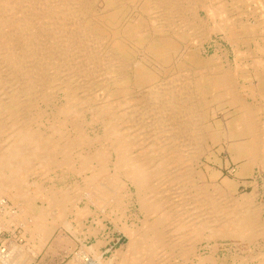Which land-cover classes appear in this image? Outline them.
<instances>
[{
  "label": "rangeland",
  "instance_id": "374dc122",
  "mask_svg": "<svg viewBox=\"0 0 264 264\" xmlns=\"http://www.w3.org/2000/svg\"><path fill=\"white\" fill-rule=\"evenodd\" d=\"M1 1V3H0V6H1V8H0V24L1 25H3L2 24V21L3 20H1V18L3 19L4 18V16L7 14V17L5 16V18L4 19H6V20H16L18 17L21 19H19V20H16V21H18V24L21 26V24H24V20H22L23 18H24V16L25 15H23V14H26V13H20L19 11H16L17 9L19 10V8H21L22 6H20L19 4H23L24 6V8H23V12H28L26 15H28L29 13L32 15V14H35V13H33L32 12V10H33V8L35 7V6H37L38 4H37V2H39V0H37V2L35 1V0H27L25 3H22V0H15V1H13V0H0ZM13 1V2H12ZM18 1V2H17ZM19 1H21V2H19ZM32 1V2H31ZM53 1H55V0H53ZM51 2L50 0H47L46 2H48V4H46V5H56V4H59V0H56L57 2ZM97 1V2H96ZM111 0H89L88 2H85V4L87 5H84L83 6V8H84V10H83V12H81V13H78V15L77 16H75L76 15V13L73 15V16H75V17H77V20H76V18H75V21L73 22V18L74 17H71L72 18V20H71V23H73V24H71V25H57V24H59L60 23V19H58V17H59V15L57 14V13H55L54 15H55V18L58 20V21H56V19L55 18H53L54 17V15L52 14L51 16H50V19L49 18H47L46 20H45V22H44V24H43V22H41L42 20L40 19V16L39 15H35V17H33L32 18V16L29 14V17H30V20H31V23H30V25H29V28H30V30L28 31L27 29H25L24 31H22V29H21V33H20V30L17 32V31H15V34L16 33H20L22 36H23V33H27V34H25V36L26 35H29V36H27V37H22L20 34L18 35H15L14 37H15V40H14V42H12L13 44V46L14 47H12V46H10L11 48H13L14 49V51H13V49H12V52L11 51H9L10 49H9V47L8 46H5L4 44H0V77L1 76H5V77H1V79H0V110H2V111H0V113H1V115H0V131L1 130H3L0 134V137L2 138L3 136V138L1 139L0 138V157L2 156V154H4L5 153V151L7 150V148H8V146L13 142V140H14V138H12V135H13V137L17 134V132H18V130L16 129V125H14V123H12L11 122V120H10V118H9V116H8V114H10L9 113V111H6V113H5V107H7V106H9L10 107V111H18V106L20 107V110L22 111L23 110V112L21 113V118H23L21 121L23 122V123H28V125H30L29 127L31 128V129H34V130H37V131H39V132H45L46 130H47V128H51V126H54V124L58 121V124H60V123H62V125L61 126H59L60 127V131H59V133L60 132H63L64 134H67V135H69V134H71L72 132V130H71V128L72 127H70V126H72V124L74 123V122H76V123H78V124H80L81 126H82V128L81 129H83V130H81V132L83 133V134H85L86 136H87V138H89V139H95V138H98L97 136H99V138H100V140H105L104 138V132L103 131H105V129H106V127H110L112 124H110V122H109V119H122V120H120L119 122L120 123H123V125L122 126H124V127H121V129L123 128V130L124 129H127L128 127H130L127 131H126V133L128 134L129 133V135H130V142L133 140V142H135V140L137 139V138H139V140L137 141L136 140V142L139 144H137V146H135V149L133 150V152H132V156L131 157H136L137 155H139L138 157L140 158L141 157V159H143V158H145V157H148V156H150V153H152L153 154V151H155L156 149H157V147L159 146V145H162V139H163V141H165V142H169V137H167V135H170L171 134V132H168V134L167 135H163V134H160V131H159V129L156 127V124L157 123H155L156 121H157V117L152 113V114H147V112L145 111V110H143V109H145V108H147L146 106H145V108H144V106H143V103H144V99L143 98H148L149 96H150V94L154 91V88L153 87H156L157 85L158 86H161V85H165V87L163 86L162 88L164 89H170L171 91H172V93H173V95L174 96H176V97H178V99L179 100H181V103L182 104H180V101H179V105H180V107L182 106L183 107V109H185L184 110V115H185V117H184V119H182L181 117H177L178 115L176 114L175 115V113L173 114V113H171V112H168L166 115H168V116H166L167 118H168V121L166 122L169 126H168V129L169 130H171V128H172V126H171V124H173L174 123V120H175V118L174 117H176L177 119H176V123H179L180 122V120L181 121H183V122H185L184 124L182 123H180L181 125L179 126V128H180V131L184 134L183 136H180V134L182 135V133L180 132V133H177L178 132V129L176 130V128H175V126L172 128L173 129V131H174V134H176L175 136H177V135H179L178 136V138H184L183 140L182 139H178L177 141H175L176 142V144L178 145V146H180V144L182 145L181 147H183V148H185L188 144H189V142L187 141V140H190V142H191V144H190V147L189 148H186V150H187V152L189 153V154H192V153H194L193 155H195V157H198L197 158V162H198V164L199 165H201V163H202V167L203 166H206V168H207V172L209 173V175L207 174L206 176V179H207V181H208V184H210V186H211V188H214V187H216L217 188V186H221V183H226V187L224 188L225 189V194H220V196H219V194H217L216 192H213L212 191V189H211V196H213V197H215V199L217 200H221V198L223 199L224 197H225V199H226V201L228 202H230L231 201V199L232 198H238L239 199V197L240 198H242V197H244V196H249L250 194L249 193H252L251 194V196L254 198V201H255V204H257V207L258 206H260V208L261 209H263L264 207H262L263 205H264V173H262V172H264V169H262L261 167L259 168V165H260V163H258L259 165H257V167L254 165V164H252L250 167L251 168H249L248 169V167H247V169L245 170V168H243L244 166L243 165H245V163H246V161L248 160V159H246V156H242V158H241V156H235V154L233 153V149H232V144H230V143H232V141H234V140H229L228 138V140L229 141H227V139H226V137H228V136H226V134L228 133V130H227V126L226 125H228V123H231V121H232V123L235 121V122H237V123H239V121L238 120H240L241 118H240V115H241V113H239L238 114V112H240V110L238 109L237 110V108H235V107H233V106H229V105H226V104H222V105H220L219 106V104H218V102H216L217 100L218 101H220L221 100V98H216L217 97V95H218V97H220L221 95L223 96V95H225V94H223L224 93V91H223V88L220 86V83L218 82L219 81V79L223 76V74H226L227 72H228V74H229V72H230V74L229 75H231V78H234L235 76L237 77L238 76V78H234V79H231V81H234V83H237V84H234L233 82V84L235 85H233V87H234V90L236 91L235 93H237L240 97L239 98H241V100L242 101H245V103L246 104H252V105H254V106H256V104H257V106H259V105H261L262 103L264 104V94H259L260 92H264V38H263V36H264V1L263 0H248L247 1V3L246 4H241L242 5V7H240V8H237L236 9V12L237 13H240V16H238L240 19H241V24H243L244 26H247V27H250V26H255L256 27V29H255V32H251V33H248L247 35H246V33L244 32V31H235V33L233 32V34L232 35H225V34H222L221 35V33H223V32H220V31H218V28H220L221 26H223V24H221L220 22V18H212V20H211V17H208L207 15H206V13H205V11L204 10H199V11H195L194 9H193V11H191L192 9V7H191V5L189 6V5H187V8H189V9H187L186 8V6L185 5H183V9H182V12H184L185 11V13H183L182 15H180V16H170V18H173L172 20L169 18V17H165V19L168 21V23H170V24H168V29H169V32H167V33H163L160 29H161V26H159V25H157L156 23L157 22H155L154 20L156 19V16L158 15V14H154L153 12H156L157 13V11H155L154 10V0H112V2H110ZM115 1V2H114ZM196 2L197 1H199V0H195ZM249 1H251V2H249ZM263 1V2H262ZM8 2V3H7ZM10 2V3H9ZM36 2V4H35V6H33V4ZM45 2V3H46ZM73 2H75V1H73ZM95 2V3H94ZM127 2V3H126ZM131 2V3H130ZM195 2V3H196ZM228 2V0H225V3H227ZM229 2H230V0H229ZM257 2H260V3H258L257 4ZM261 2H262V4H261ZM18 3V4H17ZM31 3V4H30ZM90 3V4H89ZM104 3V4H103ZM113 3H114V5H113ZM116 3V4H115ZM129 3V4H128ZM141 3V4H140ZM143 3V4H142ZM150 3V4H149ZM214 3V2H213ZM257 5H256V4ZM5 4V5H4ZM17 4V5H16ZM25 4H27L28 5V7L29 6H31L32 7V9H31V7L30 8H28L27 7V5H25ZM84 4V3H83ZM107 4V5H106ZM109 4V5H108ZM137 4V5H136ZM145 4V5H144ZM13 5V6H12ZM15 5V6H14ZM18 5H19V7H18ZM52 5V6H53ZM131 5V6H130ZM247 5H249L248 6V8H247ZM251 5V6H250ZM255 5V6H254ZM262 6V9H261V6ZM4 6H5V9H4ZM93 6V7H92ZM103 6V7H102ZM106 6V7H105ZM130 6V7H129ZM133 6V7H132ZM138 8H136V7ZM142 8H141V7ZM147 6V7H146ZM150 6H151V8H150ZM189 6V7H188ZM245 6V7H244ZM257 6V7H256ZM13 7H15V8H13ZM27 7V8H26ZM95 7V8H94ZM112 7V8H111ZM119 7V8H118ZM143 7H146V9L145 8H143ZM148 7H149V10H148ZM251 7L252 8H254L255 9V12L256 13H254V9H251ZM258 7H260V8H258ZM86 8V9H85ZM90 8V9H89ZM105 8H107V9H105ZM111 8V9H110ZM124 8V9H123ZM128 8V9H127ZM184 8H186V9H184ZM243 8H245V9H243ZM4 9V10H3ZM9 9V10H8ZM28 9V10H27ZM91 9H93L94 11H92ZM110 11H109V10ZM151 9V10H150ZM7 10V11H6ZM27 10V11H26ZM31 10V11H30ZM60 10H61V12H63V8L61 9L60 8ZM104 10V11H103ZM118 10H120L119 12H118ZM145 10V11H144ZM249 10V11H248ZM261 10V11H260ZM9 11V12H8ZM30 11V12H29ZM91 12V14H90V12ZM101 11V12H100ZM115 11V12H114ZM141 11V12H140ZM152 11V12H151ZM242 11V12H241ZM263 11V12H262ZM92 12H94V13H92ZM97 12V13H96ZM104 12V13H103ZM118 12V13H117ZM121 12V13H120ZM190 12V13H189ZM193 12V13H192ZM247 12V13H246ZM262 12V13H261ZM10 15H9V14ZM12 13H17L16 15L14 14H12ZM83 13V14H82ZM85 13H86V15H85ZM103 13V14H102ZM106 13H108V14H106ZM120 13V14H119ZM125 13V14H124ZM136 13H138L137 15H136ZM142 13V14H141ZM152 13V14H151ZM187 13V14H186ZM197 13V15H195ZM261 13V14H260ZM102 14V15H101ZM128 14V15H127ZM141 14V15H140ZM147 15V16H144V15ZM190 14V15H189ZM194 14V15H193ZM198 14H199V16H198ZM204 14H205V16H204ZM247 14H248V16H247ZM253 14V15H252ZM254 14H256L255 16H254ZM257 14H259V15H257ZM3 15V16H2ZM17 15H19V16H17ZM98 15V16H97ZM104 15V16H103ZM119 15V16H118ZM140 15V16H139ZM150 15V16H149ZM152 15V16H151ZM189 15V16H188ZM193 15V16H192ZM246 15V16H245ZM252 16V18H250L251 16ZM261 15H263V16H261ZM17 18H16V17ZM22 16V17H21ZM82 18H81V17ZM91 16V17H90ZM100 16V17H99ZM114 18H113V17ZM137 16H138V18H137ZM142 16V17H141ZM190 16H192V17H190ZM204 16V17H203ZM54 19H52V18ZM64 17V19H65V16H62V18ZM78 17H80V19L78 18ZM84 17V18H83ZM102 17H104V18H102ZM116 17V18H115ZM140 17V18H139ZM144 17V18H143ZM158 17V16H157ZM199 18V20L197 19H195V18ZM206 17V18H205ZM238 17H236V18H232V19H238ZM242 17V18H241ZM248 17V18H247ZM260 17V18H259ZM60 18V17H59ZM89 18V19H88ZM106 18V19H105ZM109 18V20H107ZM113 18V19H112ZM125 18V19H124ZM133 20H132V19ZM134 18H136L135 19V22H134ZM146 18H149V19H146ZM191 18H194V20L193 19H191ZM203 20H202V19ZM245 18V19H244ZM257 18V19H256ZM263 18V19H262ZM38 20V25H37V20ZM49 19V20H48ZM85 19V20H84ZM112 19V20H111ZM116 19L118 20V21H116ZM128 19H130V20H128ZM137 19L139 20V21H137ZM143 21H142V20ZM158 19V18H157ZM156 19V20H157ZM177 19H179L178 21H176ZM185 19V20H184ZM200 19H201V21H200ZM209 19V20H208ZM216 21H215V20ZM32 20H34V21H32ZM39 20H40V22H41V24H40V22H39ZM79 20H80V23H79ZM83 20V21H82ZM90 20V21H89ZM97 22H96V21ZM103 20H104V22H103ZM108 21V22H105V21ZM141 20V21H140ZM147 20H149V22H146ZM196 20V21H195ZM214 20V21H213ZM239 20V19H238ZM246 20V21H245ZM50 21H51V23H54L53 25L50 23ZM95 22V23H93V22ZM111 21V22H110ZM136 21H137V23H136ZM180 21H182V22H180ZM188 21H193V22H197V27H192L191 25L189 26H187V28H186V26H185V22L187 23ZM202 21H206V22H202ZM208 21V22H207ZM255 21H257V22H255ZM260 21V22H259ZM20 22H21V24H20ZM33 22V23H32ZM35 22V23H34ZM56 22H58L57 24H56ZM90 22V23H89ZM115 22H116V24H115ZM118 22H120L119 24H118ZM135 24H134V23ZM139 22V23H138ZM143 23V25L141 24V23ZM152 22V23H151ZM182 23V24H180V23ZM184 22V23H183ZM198 22L200 23V24H198ZM217 22V23H216ZM235 22H237V21H235ZM74 23H75V25L77 26H75L74 25ZM78 23V24H77ZM84 23H85V25H84ZM87 23V24H86ZM99 23V24H98ZM132 23V24H131ZM154 23V24H153ZM177 23V24H176ZM178 23H179V25H178ZM202 23V24H201ZM214 23H215V26H214ZM238 23V22H237ZM250 23V24H249ZM256 25H255V24ZM260 24V26H259V24ZM79 24H81V25H79ZM94 26H93V25ZM104 24V25H103ZM111 26H110V25ZM131 24V25H130ZM145 24H146V26H145ZM149 24V25H148ZM207 24L209 25V26H207ZM0 25V34H1V31H2V28H4V25H3V27ZM35 25H37L38 26V28L37 29H35V30H32V29H34V26ZM41 26V28H39L40 26ZM47 25V26H46ZM53 26V28H52V26ZM72 25H74V26H72ZM78 25L80 26V29L78 28ZM87 25V26H86ZM106 25H108L109 27H107ZM113 25V26H112ZM123 25V26H122ZM129 25H130V27H129ZM162 25V24H161ZM170 25V26H169ZM182 25V27L183 28H186V30L185 29H183L182 27H180ZM204 26V29L202 28L203 26ZM249 25V26H248ZM20 26H18V27H20ZM51 26V27H50ZM58 26V27H57ZM82 26V27H81ZM92 26V27H91ZM104 26L105 27H107L108 29V31H110V32H108L107 30H106V28H104ZM118 26V27H117ZM127 28H126V27ZM134 28H133V27ZM145 26V27H144ZM148 26V29L146 28ZM151 26L152 27H154V28H151ZM166 26V25H165ZM201 26V27H200ZM206 26V27H205ZM211 26V27H210ZM213 26H214V28H216V31H214V32H208V35L206 34V36L208 37V39L207 40H205V42H204V47H202V45L199 47V45L197 44V43H195V41L197 42L198 40H199V38H200V36H201V32H205L206 30L208 31V30H210L211 28L213 29ZM2 27V28H1ZM42 27L43 28H51V29H53L54 30V28L55 29H60L61 28V30L63 31V33H65V32H68V33H65L66 35H70L71 37V39H70V42L69 43H71L70 44V46H69V48H65V47H67L66 45H65V43L62 41V42H60V40L57 38V37H59V36H61V35H59V36H57L55 39H49L50 37H49V35H48V32H44V30H42ZM64 27L66 28H69L68 30L71 32L70 34H69V31L68 30H64ZM73 27V28H72ZM90 28V29H88V28ZM103 28V31L101 30L102 28ZM114 27V28H113ZM209 27V28H208ZM260 27H261V29H260ZM263 27V28H262ZM16 28V27H12L11 29L12 30H14V29ZM32 28V29H31ZM35 28H36V26H35ZM76 28V29H75ZM85 28H86V30H85ZM99 28V29H98ZM113 28V29H112ZM123 28V29H122ZM131 28V29H130ZM133 28V29H132ZM140 28V29H139ZM146 28V29H145ZM172 28H174V29H172ZM190 28H192V29H190ZM198 28H200V29H198ZM9 29V28H8ZM72 29H73V31H72ZM98 31L97 33H96V31ZM121 29L122 30H124V31H122V32H126V33H122V34H120L121 33ZM143 29V30H142ZM150 29V30H149ZM182 29V30H181ZM197 29H198V32H197ZM203 29V30H202ZM259 29V30H258ZM36 30H38V31H36ZM40 30H42L41 32H43L42 34H41V32H40V34L38 35V33H39V31ZM47 30V29H46ZM78 30V31H77ZM85 30V31H84ZM92 30V31H91ZM119 30H120V32H119ZM137 30H139L138 32H137ZM141 30V31H140ZM150 32H149V31ZM176 30V31H175ZM191 30V31H190ZM257 30V31H256ZM9 32H8V36H12V34H11V31L10 30H8ZM34 31V32H33ZM82 31V32H81ZM102 33H101V32ZM154 31V32H153ZM159 31V32H158ZM182 31V32H181ZM207 31L205 32V33H207ZM84 32V33H83ZM89 32H91V33H89ZM109 34H108V33ZM118 32H119V34H118ZM130 32V33H129ZM137 32V33H136ZM141 32V33H140ZM148 32V33H147ZM177 32V34H175ZM195 32H197V33H195ZM237 32V33H236ZM256 32H258V33H256ZM260 32H262L261 33V37L259 36L260 35ZM62 33V32H61ZM60 33V34H61ZM72 33H74L73 35H71ZM76 33H77V35H76ZM83 33V34H82ZM88 33V34H87ZM108 34V36H107V34ZM113 33H116L115 35L113 34ZM134 33V34H133ZM151 33V34H150ZM170 33V34H169ZM172 33V34H171ZM180 33V34H179ZM213 33V34H212ZM219 33V34H218ZM241 33V34H240ZM243 33V34H242ZM254 33V34H253ZM257 34V36H256V34ZM48 35V36H45V35ZM82 34V35H81ZM85 34H87L86 36H85ZM100 34L102 35V37L100 36ZM131 34V35H130ZM167 35V37H166V35ZM209 34H211V35H209ZM218 34V35H217ZM235 34H237V35H235ZM41 35V36H40ZM78 35L80 36V37H78ZM91 35V36H90ZM94 35V36H93ZM97 35V36H96ZM119 35V36H118ZM123 37H122V36ZM130 35V36H129ZM160 35V36H159ZM200 35V36H199ZM202 35H203V33H202ZM251 35H253V36H251ZM39 36V37H38ZM87 36H89V38L87 37ZM106 36H107V38H109V39H107L106 38ZM128 38H127V37ZM141 36H143V37H141ZM151 36V37H150ZM157 36V37H156ZM162 36V37H161ZM169 36H174V37H170V38H168ZM183 36H185L186 38L184 39L183 38ZM191 36L192 37H195V38H191ZM245 36V37H244ZM21 37H22V41H20L21 40ZM33 37V39H31ZM37 37H38V39H37ZM91 37V38H90ZM93 37V38H92ZM99 37V38H98ZM122 37V38H121ZM150 37V38H149ZM153 37V38H152ZM156 37V38H155ZM163 37H166V38H163ZM197 37V38H196ZM210 37V38H209ZM225 37H227V38H225ZM239 37V38H238ZM242 39H241V38ZM257 37V38H256ZM24 38H27L28 40H23ZM42 38L44 39L43 41H42ZM59 38H61L62 39V37H59ZM72 38H74V39H72ZM80 38V39H79ZM83 38V39H82ZM88 38V39H87ZM112 38H117L116 40H117V42H118V44L117 43H115L116 42V40L114 39H112ZM175 38V39H174ZM191 38V39H190ZM219 38V39H218ZM226 40H225V39ZM232 38H233V40H232ZM238 38V39H237ZM244 38V39H243ZM247 38V39H246ZM259 38H260V40H259ZM18 39V40H17ZM31 39V40H30ZM36 39L38 40V43L36 42ZM49 39V40H48ZM84 40V41H82V40ZM85 39L87 40V41H90V42H86L85 41ZM92 39H94V40H92ZM120 39H122V41L120 40ZM124 39V40H123ZM150 39H159L158 41H160L162 44L163 43H165V44H163V45H167V44H170V45H167L168 46V49L170 50L169 52L168 51H166L165 49H163V48H161V46H159L158 44H156V45H154V46H152L151 44H150ZM164 39V40H163ZM168 39V41H170V42H172V44L171 43H169L168 41H166ZM189 41H188V40ZM193 39H195V40H193ZM210 39V40H209ZM253 39V40H252ZM53 40V41H52ZM74 40H75V42L76 43H80V44H77V45H75L76 43H73L74 42ZM109 40V41H108ZM110 40H111V42H110ZM113 40V41H112ZM128 40V41H127ZM129 40H130V42L132 43V46H130V44H129ZM133 40H135V41H133ZM149 40V41H148ZM162 40L164 41V42H162ZM172 40V41H171ZM175 40V41H174ZM178 40V41H177ZM182 40H183V42H182ZM227 40H228V43H227ZM230 40V41H229ZM244 40V41H243ZM249 40V41H248ZM27 41H28V43H27ZM40 41V42H39ZM60 43H59V42ZM72 41V42H71ZM78 41V42H77ZM82 41V42H81ZM95 43H94V42ZM146 41V42H145ZM191 41H193V42H191ZM212 41V42H211ZM225 41V42H224ZM243 43H242V42ZM253 41H254V43H253ZM261 43H260V42ZM19 42H21V43H19ZM25 42V43H24ZM50 42H52V43H54V45L51 43L50 45L51 46H53L52 48L49 46V43ZM58 44H57V43ZM96 42H99V43H97L96 44ZM122 44H121V43ZM125 42V43H124ZM134 42V43H133ZM148 42V43H147ZM173 42H175V43H173ZM176 42H178L177 44H176ZM208 42V43H207ZM213 42H214V44H213ZM239 42V43H238ZM245 42V43H244ZM252 42V43H251ZM20 44L19 45V49H21V52L20 51H18L17 49L18 48H16L17 46V44ZM35 43H37V45H40V46H38V47H40L38 50H37V46H36V44ZM44 43V45L45 46H43L42 44ZM48 44V45H46V44ZM82 43H85V45H81ZM107 43V44H106ZM145 43V44H144ZM190 43H191V45H190ZM216 43V44H215ZM242 45H241V44ZM251 43V44H250ZM26 44H27V46H26ZM28 44H30L29 46H28ZM32 44V45H31ZM34 44V45H33ZM93 44V45H92ZM95 44V45H94ZM102 44V45H101ZM116 46H115V45ZM120 44V45H119ZM129 44V45H128ZM135 46H134V45ZM150 44V45H149ZM174 44V45H173ZM179 44V45H178ZM207 44V45H206ZM232 44H234L233 46H232ZM4 45V46H3ZM22 45V46H21ZM59 45V46H58ZM71 45L73 46V47H71ZM75 45V46H74ZM91 46V49L89 48L90 46ZM100 45V46H99ZM104 45H106L105 47H104ZM109 45V46H108ZM174 47H173V46ZM195 45H196V47H195ZM237 45V46H236ZM244 45V46H243ZM255 45H256V47H255ZM2 46V47H1ZM41 46H43V49H41L42 47ZM61 46V47H60ZM64 47V50L65 49H68L70 52L69 53H65V51L62 49L63 47ZM83 46V47H85V50L86 51H88V50H91V51H88V52H93V50H94V52H96V53H94L95 54V56H97V57H99V56H101V57H99V59L100 60H102V61H100L98 64H99V66H98V64H95V66H89L88 64H87V62L86 61H83V60H85L86 58H85V53H82V52H80V48ZM96 47V48H93V47ZM119 46V47H118ZM130 46V47H129ZM139 48H138V47ZM192 46V47H191ZM198 46V47H197ZM216 46H218V47H216ZM230 46L232 47V48H230ZM234 46H236V47H234ZM250 46V47H249ZM5 47V48H4ZM53 50V52H52V50H50V48ZM58 47V49H56ZM75 47V48H74ZM80 47V48H79ZM87 47V48H86ZM116 47V48H115ZM136 47V48H135ZM142 47V48H141ZM171 47V48H170ZM176 47V48H175ZM177 47H178V49H177ZM208 47V48H207ZM252 47V48H251ZM9 50H8V49ZM31 48V50H29ZM79 48V49H78ZM92 48H93V50H92ZM99 48V49H98ZM100 48H101V50H100ZM103 48V49H102ZM108 48V49H107ZM119 48V49H118ZM131 48V49H130ZM151 48V49H150ZM153 48H154V50H153ZM173 48V49H172ZM175 48V49H174ZM219 48V49H218ZM222 50H221V49ZM229 48H230V50H229ZM233 48H236V49H233ZM238 48V49H237ZM248 48V49H247ZM259 48H263V49H259ZM1 49H3V50H1ZM7 49V50H6ZM15 49H16V51H15ZM32 49H34V50H32ZM54 49H56V50H54ZM60 49H62V50H60ZM96 49H98V51L100 52L101 51V55L99 54V52L96 50ZM104 49H106V51L104 50ZM111 49V50H110ZM126 49H128L127 51H125ZM149 49V50H148ZM172 49V50H171ZM198 49H199V51H198ZM205 50V52H204V50ZM215 49V50H214ZM233 49V50H232ZM243 49V50H242ZM245 49V50H244ZM4 50L5 51H7V52H5V53H7V55H5V54H3V52H4ZM27 50V51H26ZM36 50V51H35ZM60 50V51H59ZM135 52H134V51ZM144 50V51H143ZM189 50V51H188ZM195 51L194 53H193V51ZM213 50L215 51V52H213ZM236 50V51H235ZM238 50V51H237ZM249 50V52H250V50L252 51V52H250V54L247 52ZM25 51V52H24ZM34 53H33V52ZM57 51H58V53H57ZM71 51H74V52H71ZM103 51V52H102ZM119 51V52H118ZM139 52L138 53V55H137V52ZM140 51H143L142 53L140 52ZM188 51V52H187ZM192 51V52H191ZM227 51V52H226ZM232 51L234 52L233 54H232ZM261 51V52H260ZM17 52H19V53H17ZM36 52L37 53H39V54H37V56H36ZM43 53V56H41L42 55V53ZM49 52V53H48ZM64 52V53H63ZM77 52V53H76ZM98 52V53H97ZM126 52V53H125ZM128 52V53H127ZM172 52H173V54H172ZM197 52V53H196ZM204 52V53H203ZM218 52V53H217ZM223 52V53H222ZM226 52V53H225ZM258 52H260V53H258ZM9 53H17L19 56L20 55H27V57L25 58V56H20V57H18V58H16L18 61H20V63H18V64H16V65H14V64H9V61H10V57H8V54ZM23 53V54H22ZM49 54V55H47V54ZM54 53V54H53ZM72 53V54H71ZM131 53V54H130ZM193 53V54H192ZM214 53H216L215 55H214ZM239 53V54H238ZM262 53H263V55H262ZM58 54V55H57ZM62 54V55H61ZM68 54V58L66 57V56H64V55H67ZM112 54H114L113 56V58H111V65L112 66H108L107 64H105L106 63V59H107V61L108 60H110L109 58L110 57H112L111 55ZM143 54V55H142ZM145 54V55H144ZM155 54V55H154ZM171 54V55H170ZM184 54V55H183ZM195 54V55H194ZM199 54V55H198ZM224 54V55H223ZM228 56H227V55ZM236 54V55H235ZM247 54V55H246ZM254 54L256 55V56H254ZM3 55H4V58H3ZM33 55V56H32ZM56 56L57 55V57H54V56ZM74 55V56H73ZM77 55V56H76ZM84 55V56H83ZM117 55H118V57H117ZM169 57H168V56ZM190 55V56H189ZM234 57H233V56ZM241 55H242V57H243V59H242V57H241ZM261 55V56H260ZM5 56H6V58H5ZM39 56V57H38ZM50 56V57H49ZM53 56V57H52ZM60 56V57H59ZM71 56V57H70ZM79 56V57H78ZM84 58H83V57ZM104 56H105V59H104ZM108 56V57H107ZM110 56V57H109ZM146 56V57H145ZM156 58H155V57ZM173 56V57H172ZM194 56H196V58L198 59V60H196L195 59V57ZM199 56V57H198ZM202 56V57H201ZM205 56V57H204ZM207 56V57H206ZM220 56V57H219ZM1 57H2V60H1ZM22 57V59H20ZM49 57V58H48ZM53 59H52V58ZM59 57V58H58ZM66 57V58H65ZM76 57V59H77V63L76 62H74L76 59H74ZM80 59H78V58ZM118 58V61H120L121 62V64H123L122 66V68L120 67V76L122 77V80L121 81H118V79L117 78H121V77H119L118 75H117V68H114V66L116 65V63L115 62H117L118 63V61H117V58ZM153 59H152V58ZM171 57V58H170ZM184 57V58H183ZM186 57H188V58H186ZM216 58L217 60H213V58ZM226 57H227V59H228V61H226L227 59H226ZM256 58L257 59V61H255L256 59H252V58ZM42 58V59H41ZM47 60H46V59ZM62 58H64V59H70V61L71 62H69V61H64ZM147 58V59H146ZM173 58V59H172ZM192 58V59H191ZM193 58H194V60H193ZM201 58V59H200ZM207 58V59H206ZM210 58V59H209ZM234 58H236V60L234 59ZM239 58H240V60H239ZM263 58V59H262ZM4 59H5V61H4ZM26 59V60H25ZM30 59H31V61L32 60H34V61H32V62H30ZM36 59V60H35ZM44 59V60H43ZM58 60V61H55V60ZM115 59V60H114ZM120 59V60H119ZM133 59V60H132ZM145 59V60H144ZM202 59H203V61H202ZM209 59V60H208ZM225 59V60H224ZM234 60V62H233V60ZM6 60H8V61H6ZM40 60H41V62H40ZM49 60V61H48ZM50 60H52V61H50ZM61 60V61H60ZM63 60V61H62ZM136 62H135V61ZM141 60H142V62H141ZM148 60H149V62H150V64H149V62H148ZM188 60V61H187ZM193 60V61H192ZM200 60V61H199ZM207 60V61H206ZM231 60V61H230ZM242 60V61H241ZM247 60V61H246ZM21 61H25V62H27V64H25V62L23 63V62H21ZM113 61V62H112ZM133 61H134V63H133ZM140 61V62H139ZM179 61V62H178ZM185 62V64L184 63H182V62ZM202 61V62H201ZM225 61V62H224ZM244 61H246L245 63H244ZM3 62H5V64L3 63ZM28 62H30V63H28ZM44 62V63H43ZM54 62V63H53ZM59 62H60V65H59ZM66 62H68V64L66 63ZM78 62H79V64H78ZM84 62V63H83ZM105 62V63H104ZM124 62V63H123ZM178 62V63H177ZM188 62V63H187ZM198 62H200L199 64H198ZM216 62H218V63H216ZM229 62V63H228ZM244 63V65L243 64H241L240 65V63ZM257 62H258V64H257ZM21 63H23V64H21ZM50 63L51 64H54V65H51L50 66ZM64 63V64H63ZM73 63V64H72ZM76 63V64H75ZM158 63V64H157ZM172 63V64H171ZM203 65H202V64ZM21 64V65H20ZM30 64H31V67H30ZM34 64V65H33ZM42 64V65H41ZM44 64V65H43ZM50 66V68H49V66ZM63 64V65H62ZM75 64V65H74ZM84 64H86V65H84ZM101 64V65H100ZM102 64H103V66H102ZM129 64H132V66L134 65V67L132 68V69H130V67H132L131 65H130V67H129ZM145 64H146V66H145ZM176 64H177V67H176ZM213 64H217V66H215L216 68L214 69V67L212 66ZM225 64V65H224ZM228 64V65H227ZM237 66H236V65ZM251 64H256L255 66L254 65H251ZM33 65V66H32ZM65 65V66H64ZM74 65V66H73ZM79 65H81V66H79ZM171 65V66H170ZM173 65V66H172ZM181 65H182V68H181ZM185 65V66H184ZM187 65V66H186ZM189 65H191L190 67H189ZM207 65H208V67H207ZM211 65V66H210ZM220 65V66H219ZM249 67H247V66ZM7 66V67H6ZM9 66V67H8ZM18 66V67H17ZM20 66V67H19ZM59 66V67H58ZM69 68V70H68V68ZM80 67V68H78V67ZM82 66H87V68L86 67H82ZM97 66V67H96ZM104 66L106 67V68H104ZM168 66V67H167ZM202 66V68H200ZM234 66H236V67H238V68H236V67H234ZM252 66H254V67H252ZM263 66V67H262ZM5 67V68H4ZM15 67V68H14ZM25 67V68H24ZM26 67H27V69H26ZM56 67V68H55ZM63 67V68H62ZM73 67H76L75 69L73 68ZM90 67H91V70H90ZM115 67H117V66H115ZM159 67V68H158ZM164 67H166V68H164ZM174 67V68H173ZM185 67V68H184ZM186 67H187V69H186ZM193 67V68H192ZM206 67V68H205ZM213 67V68H212ZM221 67H223V68H221ZM245 67V68H244ZM2 68H4V69H2ZM11 68H14L13 70L11 69ZM17 68H19V69H17ZM23 68V69H22ZM36 68H40V70L41 71H39V70H37ZM47 70H49V71H47ZM83 68H84V70L85 71H83ZM89 68V70H87ZM93 68V69H92ZM97 68V69H96ZM109 68V69H108ZM138 68V69H137ZM140 68V69H139ZM196 70H195V69ZM199 68V69H198ZM234 68V69H233ZM22 69V70H21ZM33 69V70H32ZM35 69V70H34ZM44 71H43V70ZM67 69V70H66ZM94 69H95V71H94ZM98 69H100V70H98ZM111 69H112V71H111ZM116 70L115 72H113L114 70ZM164 69V70H163ZM172 69V70H171ZM190 69L192 70V73H191V71H190ZM193 69L196 71H193ZM218 71H217V70ZM219 69H221V70H219ZM255 69V70H254ZM2 70V71H1ZM7 70H9V71H7ZM32 72H31V71ZM36 70H37V72H36ZM52 72H51V71ZM75 70L76 71H79L78 72V75H77V73L75 72ZM98 72H97V71ZM110 70V71H109ZM124 70H126V73L124 72ZM162 70V71H161ZM175 70H177L176 72H175ZM204 71V73L201 71V74L198 72V71ZM210 70V71H209ZM222 70L223 71H225V72H222ZM230 70V71H229ZM233 70L235 71L234 73H235V76H234V74H233ZM236 70H238V71H236ZM246 70H248V71H246ZM14 71H16V73L14 74L13 72ZM19 71V72H18ZM25 71H28V72H26L25 73ZM61 71V72H60ZM82 73H81V72ZM89 73H88V72ZM100 71V72H99ZM123 71V72H122ZM143 71V73H141ZM185 71V72H184ZM189 71V72H188ZM208 71V72H207ZM240 71V72H239ZM254 71V72H253ZM258 72V74H257V72ZM261 71V72H260ZM2 72V73H1ZM10 74H9V73ZM12 72V73H11ZM22 72H24V73H22ZM43 72V73H42ZM44 72H46V73H44ZM73 72H74V74L75 75H77L76 77H74L73 75ZM87 72V73H86ZM91 72V73H90ZM105 72H109L108 73V75H107V73H105ZM110 72H111V74H110ZM113 72V73H112ZM168 72H170V74L168 73ZM178 72V73H177ZM197 72H198V74H197ZM206 72V73H205ZM210 72V73H209ZM216 72V73H215ZM219 72L222 74H219ZM237 72H239V74H237ZM246 72V73H245ZM37 73V74H36ZM51 73H53V75L55 76H52V74ZM65 73V74H64ZM71 73H72V75H71ZM87 75H86V74ZM123 73V74H122ZM135 76V78H136V76H138L139 78L140 77H143L144 75H150L151 74V76H149V81L150 82H152L151 84H152V86H151V84H150V82L149 83H147V87L146 88H144V87H142V88H138V87H136L135 86V82H136V80H135V78H134V76L132 75V74ZM153 73V74H152ZM175 73V74H174ZM188 73V74H187ZM194 73V74H193ZM208 73V74H207ZM244 73V74H243ZM250 73V74H249ZM21 74V75H20ZM43 74H45V75H43ZM48 74V75H47ZM68 74V75H67ZM84 74V76H82ZM90 76H89V75ZM131 74V75H130ZM173 74V75H172ZM178 74V75H177ZM203 74H205L204 76H203ZM212 74V75H211ZM215 74V75H214ZM233 74V75H232ZM242 74V75H241ZM247 76H246V75ZM14 75H16V76H14ZM39 75V76H38ZM65 75V76H64ZM180 75V76H179ZM200 75H202L203 77H201ZM206 75H207V79L205 80V77H206ZM217 75V76H216ZM243 75H245V76H243ZM249 75V76H248ZM15 78H14V77ZM18 76V77H17ZM27 76H29V77H27ZM73 76V77H72ZM79 76H81V77H83V78H81V77H79ZM115 76V77H114ZM123 76H125V77H123ZM132 76V77H131ZM153 76V77H152ZM196 76H198V77H196ZM233 76V77H232ZM241 76V77H240ZM24 77H26V78H24ZM43 77H44V79H43ZM46 77V78H45ZM59 77V78H58ZM79 78V80H78V78ZM91 77V78H90ZM129 77H131V78H129ZM151 77H152V80H151ZM157 77V78H156ZM168 77V78H167ZM190 77H191V79H190ZM196 77V78H195ZM244 77V78H243ZM255 77V78H254ZM9 78V80L7 81L6 79H8ZM27 78H29L28 80H27ZM68 78V79H67ZM105 78V79H104ZM159 78V79H158ZM179 78H181V80L179 79ZM211 78V80H209ZM215 78V79H214ZM218 78V79H217ZM252 78V79H251ZM20 79V80H19ZM23 79V80H22ZM31 79H33V81L31 80ZM36 79H38V81L36 80ZM47 79V80H46ZM167 79V80H166ZM173 81H172V80ZM191 81H190V80ZM251 79V80H250ZM1 80H3V81H1ZM4 80H6L5 82H4ZM10 80H12V81H10ZM17 80H19V81H17ZM25 80V81H24ZM64 80H66L65 82H64ZM81 80H84V82L86 81H88L86 84L84 83V82H82ZM131 80V82H129ZM133 80H135V81H133ZM154 80V81H153ZM179 80V81H178ZM187 80H188V82H187ZM240 80V81H239ZM10 81V82H9ZM29 81H31V82H33V83H31V82H29ZM63 81V82H62ZM74 81V82H73ZM115 81H117V82H115ZM164 81V82H163ZM170 81V82H169ZM173 83H172V82ZM211 83V81H212V83L210 84L209 82ZM247 83H246V82ZM14 82V83H13ZM62 82V83H61ZM79 82V83H78ZM82 82V83H81ZM129 82V83H128ZM154 82H155V84H154ZM162 82V83H161ZM182 82V83H181ZM185 82V83H184ZM191 82V83H190ZM196 84H195V83ZM240 82V83H239ZM258 82V83H257ZM261 82H263V85H262V83ZM18 83V84H17ZM72 83V84H71ZM84 83V84H83ZM128 85H127V84ZM135 83V84H134ZM158 83V84H157ZM161 83V84H160ZM168 83V84H167ZM170 83V84H169ZM192 83H194L195 85H193ZM206 83V84H205ZM216 83V84H215ZM260 83V84H259ZM4 84V85H3ZM14 84V85H13ZM29 84V85H28ZM31 84V85H30ZM38 84H39V86H38ZM45 84V85H44ZM57 84V85H56ZM64 86H63V85ZM71 84V85H70ZM106 84H107V86H106ZM124 84V85H123ZM157 84V85H156ZM192 84V85H191ZM198 84V86H196ZM207 84H209V85H207ZM2 85V86H1ZM11 85H12V87H11ZM17 85V86H16ZM19 85V86H18ZM35 85V86H34ZM67 85H68V87H67ZM81 85V86H80ZM123 85V86H122ZM132 85V86H131ZM200 85V86H199ZM216 85V86H215ZM218 85V86H217ZM260 86V88H261V90H260V88H259V86ZM4 86V87H3ZM16 86V89L14 88ZM28 86V87H27ZM37 86V87H36ZM50 86H52V87H50ZM83 86V87H82ZM115 86V87H114ZM135 86V87H134ZM188 86V87H187ZM193 86V87H192ZM243 86V87H242ZM253 88H252V87ZM262 86V87H261ZM2 87V88H1ZM8 87V88H7ZM11 87V88H10ZM23 87H26L25 89L23 88ZM34 87H36V88H34ZM107 87H108V89H107ZM114 87V88H113ZM121 87H122V89H121ZM134 87V88H133ZM171 87H173V88H171ZM185 87H186V89H185ZM240 87V88H239ZM247 87V88H246ZM258 87V88H257ZM58 88V89H57ZM85 88V89H84ZM99 88H100V90H99ZM148 88V89H147ZM214 88V89H213ZM221 88V89H220ZM242 88V89H241ZM263 88V89H262ZM5 89V90H4ZM11 89H12V91H11ZM22 89V90H21ZM24 89V90H23ZM90 89V90H89ZM115 89V90H114ZM117 89V90H116ZM119 89V90H118ZM125 89V90H124ZM184 89V90H183ZM194 89V90H193ZM211 89H213V90H211ZM244 89H246V90H244ZM253 89V90H252ZM21 90V91H20ZM37 90V91H36ZM39 90H41V91H39ZM44 90H46V92L49 94H47V93H44L43 91ZM49 90V91H48ZM122 90V91H121ZM129 90V91H128ZM146 90V91H145ZM181 90V91H180ZM242 90H244V91H242ZM259 90H260V92H259ZM263 90V91H262ZM3 91V92H2ZM23 91V92H22ZM84 91V92H83ZM218 91V92H217ZM13 92V93H12ZM20 92H22V93H20ZM32 92V93H31ZM35 92V93H34ZM39 92V93H38ZM56 92V93H55ZM67 92V93H66ZM76 93L75 95L73 94V93ZM127 92V93H126ZM141 92V93H140ZM144 92V93H143ZM148 92V93H147ZM192 92V93H191ZM193 92H195V94L193 93ZM209 92H211V93H209ZM215 92V93H214ZM223 92V93H222ZM251 92H253V94L251 93ZM256 92V93H255ZM16 95H15V94ZM41 93V94H40ZM43 93V94H42ZM56 94V97L54 96L53 97V94ZM66 93V94H65ZM93 93H94V96H93ZM96 93H98V94H96ZM107 93V94H106ZM119 93H121V94H119ZM129 93V94H128ZM197 93V94H196ZM252 95H250V94ZM257 93H258V95H257ZM26 94H29V95H26ZM31 94V95H30ZM44 94H45V96H44ZM54 94V95H55ZM60 94V95H59ZM88 94H90V95H88ZM103 94H104V96H103ZM106 94V95H105ZM125 94V95H124ZM138 94V95H137ZM141 94V95H140ZM189 94V95H188ZM210 96V98H209V96ZM254 94H255V96H254ZM19 95V96H18ZM39 95V96H38ZM42 95V96H41ZM74 95V96H73ZM112 95V96H111ZM117 95V96H116ZM123 97V98H120L121 96ZM192 95V96H191ZM199 95V96H198ZM208 97H207V96ZM216 95V97H214V96ZM246 95V96H245ZM8 96V97H7ZM14 96H16L18 99H17V102H18V106L16 105H10V100L14 97ZM36 96V97H35ZM47 96V97H46ZM91 96L93 97V98H91ZM97 96H99L100 98H98ZM103 96V98H101ZM107 98H106V97ZM110 96V97H109ZM140 96V97H139ZM143 96V97H142ZM195 96V98H193ZM204 96H205V98H204ZM259 96V97H258ZM262 96V97H261ZM3 97V98H2ZM22 97V98H21ZM42 97L44 98V99H42ZM78 97V98H77ZM128 99H127V98ZM180 97V98H179ZM203 97V98H202ZM212 97V98H211ZM254 97V99L252 100V98ZM29 98H30V100H29ZM37 100H36V99ZM52 98V99H51ZM63 98H65V99H63ZM68 98H70V99H68ZM83 98V99H82ZM120 98V99H119ZM184 98V99H183ZM190 98V100H188V99ZM207 98H209V100L208 101H206L207 100ZM214 98H216V99H214ZM5 99V100H4ZM23 99L24 100H26L25 102L23 101ZM31 99H33V101L35 102H33V101H31ZM41 99L43 100V101H41ZM51 99V100H50ZM99 99V100H98ZM101 99H104V100H101ZM109 99H110V101H109ZM186 99V100H185ZM203 101H202V100ZM204 99H205V102H204ZM210 99H212V100H210ZM259 99V100H258ZM260 99H261V101H260ZM263 99V100H262ZM2 100V101H1ZM7 100V101H6ZM44 100L46 101V103L44 102ZM50 100V101H49ZM56 100V101H55ZM64 100V101H63ZM70 100H72L73 101V106H74V109L73 110H71L70 109V106H67V101L69 102ZM92 100V101H91ZM95 100H97V101H95ZM112 100V101H111ZM42 102V103H40V102ZM59 101V102H58ZM78 101V102H77ZM138 101V102H137ZM186 101V102H185ZM195 101V105H193L194 103H191V102H194ZM197 101V102H196ZM199 101V102H198ZM200 101H201V103H200ZM212 101H214V102H212ZM255 101V102H254ZM30 102H33L34 104H32V103H30ZM36 102L38 103V104H36ZM43 102H44V104H43ZM71 102V101H70ZM105 103V104H103V103ZM111 102V103H110ZM120 102V103H119ZM128 102L130 103V104H128ZM136 102V103H135ZM209 102V103H208ZM254 102V103H253ZM261 104H260V103ZM5 103H6V105H5ZM29 103V104H28ZM48 103V105H46ZM51 103V104H50ZM60 103H61V105H60ZM75 103V104H74ZM85 103V104H84ZM101 103V104H100ZM132 103H133V105L134 106H131L132 105ZM142 103V104H141ZM191 103V104H190ZM198 103V104H197ZM204 103V104H203ZM208 103V105H206ZM54 104H55V106H54ZM71 104V105H72ZM80 104V105H79ZM96 104V105H95ZM98 104H100L99 105V107H98ZM104 106H103V105ZM117 104V106H115V105ZM190 105V108H191V111H189V110H187V108L189 107L188 105ZM197 104V105H196ZM210 104V105H209ZM259 104V105H258ZM27 105V106H26ZM29 105V106H28ZM36 107H38V109L37 108H34L35 106ZM52 105V106H51ZM102 105V107H100ZM111 105H113V107L111 106ZM137 105V106H136ZM204 107H203V106ZM39 106H41V107H39ZM48 106H50V108L48 107ZM115 106V107H114ZM188 106V107H187ZM194 106V107H193ZM207 106V107H206ZM210 106V107H209ZM224 106V107H223ZM228 106H229V108H228ZM29 107V108H28ZM59 107V108H58ZM65 107H67V108H65ZM134 107H137V108H140V110H141V112L142 113H144V116L142 115H140L141 117H139V114L138 113H136L137 111H135V109H137V108H135L134 109ZM166 107V108H165ZM164 108L166 109V111H168L167 109H169L167 106H165ZM184 107H186V108H184ZM196 107L198 108V110L199 111H194L195 109H196ZM213 107V109H211ZM215 107H216V110H215ZM227 107V108H226ZM3 108V109H2ZM22 108V109H21ZM45 108V109H44ZM53 108H54V110H53ZM83 108V109H82ZM114 108V109H113ZM207 108H209V109H207ZM235 108V109H234ZM29 109H30V111H29ZM40 109V110H39ZM41 109H43V110H41ZM50 109H51V111H50ZM56 109V110H55ZM59 109H60V111H59ZM206 109H207V111H206ZM223 109V111H221ZM226 109H227V111H226ZM4 110V111H3ZM33 112H32V111ZM34 110H36V111H34ZM38 110V111H37ZM108 110V111H107ZM131 110H132V112H131ZM139 110V111H140ZM193 110V111H192ZM220 110V111H219ZM43 111V112H42ZM104 111V112H103ZM115 111V112H114ZM133 111H134V113H133ZM174 111V110H173ZM203 111V112H202ZM236 111V112H235ZM29 112H31V114H29ZM35 112V113H34ZM46 112V113H45ZM65 112H66V115H65ZM174 112H176V111H174ZM187 112H189L188 114H187ZM194 112V113H193ZM206 112H207V114H206ZM212 112V113H211ZM234 113V115L232 114V113ZM52 113H53V115H52ZM63 113V114H62ZM89 113V114H88ZM91 113V114H90ZM123 113V114H122ZM140 113V112H139ZM192 113V114H191ZM202 113H204L202 116H201V114ZM39 114H41V115H39ZM56 116H55V115ZM59 114H61V115H59ZM93 114V115H92ZM119 114V115H118ZM170 114V115H169ZM172 114V115H171ZM195 114L197 115V114H199V116L200 117H203V119H202V121H200V119L198 118L199 116H195ZM227 114V115H226ZM238 114V115H237ZM6 115V116H5ZM36 115V116H35ZM63 115V116H62ZM65 115V116H64ZM80 115V116H79ZM117 115V116H116ZM151 115V116H150ZM182 115H183V113H182ZM206 115V116H205ZM30 116V117H29ZM32 116V117H31ZM39 116V117H38ZM41 116H43V117H41ZM48 116V117H47ZM68 116V117H67ZM86 116H87V118H86ZM94 116H95V118H94ZM147 116H148V119H147ZM179 116H181V114L179 115ZM235 116V117H234ZM2 117H4V118H2ZM36 117V118H35ZM37 117L39 118V119H37ZM55 117V118H54ZM57 117V118H56ZM61 117H63V118H66V120H64L63 118V120L61 119ZM79 117V118H78ZM85 119H84V118ZM88 117H89V119H88ZM91 117V118H90ZM109 117V118H108ZM134 117V118H133ZM173 117V118H172ZM193 117H196V118H193ZM223 117H224V119H223ZM233 117V118H232ZM73 118V119H72ZM76 118H78V119H76ZM81 118H82V120H81ZM94 118V119H93ZM155 119V121H153L152 119ZM169 118H171V119H169ZM179 118V119H178ZM189 118H192V120H188ZM230 118V119H229ZM261 118V120H264V115L261 117V116H259V119ZM263 118V119H262ZM27 119V120H26ZM29 119V120H28ZM31 119H34V120H32V122L30 121ZM36 119V120H35ZM48 119V120H47ZM91 119V120H90ZM97 119H98V121H97ZM103 119H105V120H103ZM131 119H134V120H131ZM188 121H187V120ZM207 121H206V120ZM235 119V120H234ZM238 119V120H237ZM51 120V121H50ZM81 122H80V121ZM94 120V121H93ZM149 120H150V122H149ZM152 120V121H151ZM186 120V121H185ZM193 120H194V124L192 123L193 122ZM195 120H197V121H195ZM83 121H84V123H83ZM146 121H147V123H146ZM198 121H200V123L198 122ZM203 121H205V122H203ZM218 121H220V122H218ZM223 121H225V122H223ZM44 122V123H43ZM60 122V123H59ZM72 124H71V123ZM80 122V123H79ZM91 122H93V123H91ZM171 122V123H170ZM198 123V125L199 126H196V124ZM2 123V124H1ZM6 123V124H5ZM8 123H11V124H8ZM50 123V124H49ZM87 123V124H86ZM91 123V124H90ZM129 124V126L127 125V124ZM189 123H191V126H189L190 124ZM216 123L218 124L219 123V127L221 128H218V127H216V129H215V127L214 126H217L216 125ZM222 125H221V124ZM13 124V125H12ZM44 124V125H43ZM66 124V125H65ZM145 124V126H143ZM152 124V125H151ZM155 124V125H154ZM2 125V126H1ZM3 125H6V127L4 126L3 127ZM38 125V126H37ZM49 125V126H48ZM65 125V126H64ZM91 125V126H90ZM126 125V126H125ZM140 125H142V126H140ZM204 125V126H203ZM206 125H207V127H206ZM209 125H211V126H209ZM14 126V127H13ZM31 126H33V128L31 127ZM35 126H37V128H35ZM67 126V127H66ZM80 126V127H81ZM90 126V127H89ZM92 126H94V127H92ZM131 126H134V127H131ZM183 126H185V128H187L186 129V131H182L183 129L185 130V128L183 127ZM203 126V127H202ZM8 127V128H7ZM39 127V128H38ZM44 127H46V128H44ZM112 127V126H111ZM202 128V130H201V128ZM3 128V129H2ZM7 128V129H6ZM13 128V129H12ZM42 128V129H41ZM87 128H89V129H87ZM92 128V129H91ZM157 128V129H156ZM183 128V129H182ZM212 128H214V129H212ZM223 128V129H222ZM91 129V130H90ZM138 129V130H137ZM153 129H155V130H153ZM190 129L192 130H195V132H190ZM205 129H207V130H205ZM211 129H212V131H211ZM42 130V131H41ZM44 130V131H43ZM70 130V131H69ZM91 131V132H88V131ZM107 130V129H106ZM150 130V131H149ZM198 130V131H197ZM201 130V132L204 134H206L207 133V135H209L207 138H204V139H202L201 140V143H204V144H202L201 145V143H200V141H199V143H198V140L195 138H193V137H195L194 136V133H195V135H197L198 134V132ZM217 130H218V132H217ZM221 130V131H220ZM6 131V132H5ZM93 131V132H92ZM172 131V132H173ZM189 133H188V132ZM207 131V132H206ZM142 132V133H141ZM147 132V133H146ZM184 132H186V133H184ZM210 134H209V133ZM213 132V133H212ZM221 132V133H220ZM4 133V134H3ZM96 133V134H95ZM135 133V135H133V134ZM149 133V134H148ZM224 135H223V134ZM102 134V135H101ZM190 134V135H189ZM192 134H193V136H192ZM212 134V135H211ZM217 134V135H216ZM9 135V136H8ZM95 135V136H94ZM152 135V136H151ZM173 134H171L170 136H172ZM187 135H189V137L187 136ZM218 135H220L219 137H218ZM155 136L157 137V138H155ZM159 136V137H158ZM167 138H166V137ZM210 136H215L216 138V140L215 141H212L211 139H209L210 138ZM224 136V137H223ZM7 137V138H6ZM57 137H58V135H57ZM94 137V138H93ZM104 137V138H103ZM147 139H146V138ZM187 137V138H186ZM221 137V138H220ZM223 137V138H222ZM140 138H143V139H140ZM155 138V139H154ZM220 138V139H219ZM236 138H239V137H237L236 136ZM8 139V140H7ZM132 139V140H131ZM146 139V140H145ZM186 139V140H185ZM3 140V141H2ZM109 140H111V146H112V142L114 141V137H112L111 136V139H109ZM109 140L107 141V142H105V144L107 145L106 147H102V151L104 150V151H106L107 152V150L105 149V148H107L108 147V144H109ZM128 140H129V138H128ZM4 141H6L5 142V146L6 147H4L3 145H4ZM139 141H141L142 143H140ZM186 141V142H185ZM194 141V142H193ZM203 141V142H202ZM225 141V142H224ZM8 142H10V144L8 143ZM154 142H155V144H154ZM179 142H181V143H179ZM182 142H184V143H182ZM213 142V143H212ZM214 142H215V144H214ZM216 142H218V143H216ZM147 143V144H146ZM171 143V142H170ZM7 144V145H6ZM9 144V145H8ZM141 144H142V146H141ZM184 144V145H183ZM193 144V145H192ZM195 144H197L196 146H195ZM199 144V145H198ZM154 145V146H153ZM156 145V146H155ZM192 145V146H191ZM92 145H83V147L82 146H79V147H74L73 149H72V152H71V154L70 155H72L73 157H75V159L77 160V154H76V152H83L84 151V149H86V147H88L84 152L85 153H94V150L95 151H97V150H101V147L99 146V145H97L96 147H91ZM199 146H202V149H201V151H204V152H198V150H200V148L201 147H199ZM227 146V147H226ZM92 149H91V148ZM99 147V148H98ZM144 147H146V148H144ZM193 147H195V148H193ZM196 147L198 148L199 147V149H196ZM6 148V149H5ZM80 148V149H79ZM90 148V149H89ZM155 148V149H154ZM191 148V150H189ZM203 148L205 149V150H203ZM222 148V149H221ZM79 149V150H78ZM139 149V152L137 151ZM145 149V150H144ZM194 149V150H193ZM196 149V150H195ZM3 150V151H2ZM90 150V151H89ZM136 150V151H135ZM146 150H148L147 152H145ZM219 150H220V152H219ZM228 150H230V152H228ZM262 150V155H263V157H264V150L263 149H261ZM75 151V152H74ZM89 151V152H88ZM2 152V153H1ZM4 152V153H3ZM7 152V151H6ZM137 152V153H136ZM145 152V153H144ZM149 152V153H148ZM197 154H196V153ZM75 153V154H74ZM136 153V154H135ZM140 153V154H139ZM147 153V154H146ZM207 153V154H206ZM229 153V154H228ZM232 153V154H231ZM127 155H128V153H127ZM202 155V156H201ZM232 155V156H231ZM129 157H130V155H128ZM143 156H145V157H143ZM199 157H200V159H199ZM202 157V158H201ZM205 157L207 158L206 159V161H205ZM245 157V158H244ZM235 158L237 159V160H235ZM202 159H204V160H202ZM209 159V160H208ZM230 159V160H229ZM56 161L54 162L55 163V165L54 166H52V165H50L49 166V168L47 167V166H45V167H43L42 165H39L38 163H36V162H33V161H31L30 162V164H29V167H27L25 170H23L22 172H21V174H20V180L21 181H23L22 182V184L20 183V185H21V187H22V190H23V194H24V200H22V201H20V202H18V204H16V203H14L10 198H8L7 196H3V197H1L2 199H0V217L4 220L5 219V221H6V219L7 220H9L11 217H17L19 214H20V212H21V210H22V213H23V215H25L24 214V212H25V209H26V207L27 208H29V210L31 209V211H29L30 213H32V214H30V213H28V214H26L25 215V218H23L24 216H22V218L23 219H25L24 220V222L25 221H28V220H31V218H34V216H35V214L36 213H38L39 214V212H44L45 213V215H46V221L49 223V224H53V223H55V222H57L58 220V213H56L59 209H62V210H64V208H65V210L67 209V213H65V215L63 216V218H64V221L66 222V223H69V228H64L63 226H61V227H59V226H57V225H55L54 226V228L55 227H59V228H57L55 231H54V233L51 235V237L47 240V242H42V243H40V240H39V238L37 237H35L36 235H34V233L32 232V231H29V227L28 228H24V225L22 226V225H17V224H15L14 222L13 223H11V225L12 226H7V225H3V224H1L0 226H1V235H0V243H4L5 244V246H6V248H9L8 250H7V253L9 252V254H12L13 253V251H14V249H17L18 248V250L20 251L21 249V251H22V253L25 255L27 252H30V253H32V251L34 250L33 249V246H37V247H39L40 245H41V247H42V249H40V251H39V253L37 254V256H36V258L33 260V264H38L39 262H41L42 260L43 261H45V264H67V263H70L71 261H73L74 259H76L75 257H78V258H80V260H82L84 263L87 261H89V260H91V261H94V263H98L99 261L100 262H102L103 264L105 263V264H107V263H111V261L112 262H116V264H141L140 262H137V260H138V255H136V254H138L139 253V250L138 249H136V250H130V249H127V245L129 244V241H128V239H129V237H128V235L126 234V229H129V228H131L133 225H134V227H132V229L133 228H135L136 229V227H140V225H141V222L144 220V215L142 214V212H138L139 211V206H138V204H136L137 202H136V200L134 199L133 200V198L134 197H130V192L128 191V180L124 177V175H125V171H124V169H123V167L122 166H118V168L116 169V172L119 174V175H121L120 177L118 176V177H114V179H112L111 178V181H110V177H109V175H108V172L106 173V174H104V176H105V180L104 179H102V181H100V188L98 189L100 192L102 191V192H104V194H106V195H102V196H96V195H94V194H90V192H88V197H86V196H84V195H82V194H84V188H85V185H87L86 184V182H84V179H87L88 180V177L90 176V171L89 170H87V171H80L79 169H77L75 166H73V165H71L70 167L69 166H67V165H63L62 163H61V156L59 155V156H57L56 157V159H55ZM75 160V161H76ZM115 160V158L114 157H112L111 158V162H115L114 161ZM208 160V161H207ZM212 160V161H211ZM210 161V162H209ZM217 161V162H216ZM244 161V162H243ZM33 162V163H32ZM242 162V163H241ZM92 164H93V166H92ZM237 164V165H236ZM241 164H242V166H241ZM57 165H59V166H57ZM60 165H63V166H61L60 167ZM96 165V163L95 162H91V167H94ZM240 165V166H239ZM35 166H37L36 168H35ZM40 166H42V167H40ZM110 166V164H108V168H110L109 167ZM39 167V168H38ZM53 167H55V168H53ZM60 167V168H59ZM241 167V168H240ZM44 168V169H43ZM75 168H76V170H75ZM79 168V167H78ZM122 168V170L120 171V169ZM239 168V169H238ZM41 169V170H40ZM46 169V170H45ZM53 171H52V170ZM56 169V170H55ZM63 169V170H62ZM202 169H204V167L202 168ZM251 169V170H250ZM260 169H262L261 171H260ZM35 170H37V172L35 171ZM45 170V171H44ZM58 170H59V172H58ZM108 170H110V169H108ZM210 170H211V172H210ZM214 170V171H213ZM240 170H241V172H240ZM250 170V171H249ZM43 171V172H42ZM60 171H62V172H65L66 174H63L62 172H60ZM73 171V172H72ZM113 170H112V167H111V172H112ZM38 172H39V174H38ZM46 172V173H45ZM56 172V173H55ZM72 172V173H71ZM78 172V173H77ZM246 172V173H245ZM249 174H248V173ZM29 173H30V175H29ZM34 173H36V174H34ZM43 173V174H42ZM55 173V174H54ZM71 173V174H70ZM76 173V174H75ZM81 173V174H80ZM213 173H215V175L213 174ZM237 173H238V175H237ZM242 175H240V174ZM243 173V174H242ZM33 174V175H32ZM54 174V175H53ZM59 174V175H58ZM80 174V175H79ZM247 174V175H246ZM26 175V176H25ZM37 175V176H36ZM40 175H42V176H40L41 178L40 179H38L37 177H39ZM49 175V176H48ZM60 175H62V177L60 178ZM72 175V176H71ZM213 175V176H212ZM219 175V176H218ZM24 176V177H23ZM70 176V177H69ZM210 176V177H209ZM240 176V177H239ZM244 176V177H243ZM245 176H247V177H245ZM261 176V177H260ZM44 177H46V178H44ZM49 177V178H48ZM56 177V178H55ZM59 178V180H58V178ZM64 177V178H63ZM219 177V178H218ZM25 179V181H24V179ZM27 178H29V179H27ZM42 178H44V180L42 179ZM211 178V179H210ZM28 181H27V180ZM48 179V180H47ZM236 179V180H235ZM41 180H43V181H41ZM220 180V181H219ZM226 180V181H225ZM41 181V182H40ZM54 181V182H53ZM160 181V182H159ZM237 181V182H236ZM34 182V183H33ZM104 182V183H103ZM159 182V183H158ZM220 182V183H219ZM103 183V184H102ZM120 183V184H119ZM127 183V184H126ZM152 183H154L153 184V186L155 185V183H156V181L154 182H152ZM215 183H216V186H215ZM231 183H234V185L233 184H231ZM32 186H31V185ZM48 184V185H47ZM93 183H89L88 185H90V187H94L95 186V184H93ZM118 184V185H117ZM26 185H28V187H26ZM116 185V186H115ZM121 185V186H120ZM161 185H163L162 186V188L164 189V191H166V193H165V195H166V199H168V201L171 203V201H175L174 200V196H172V194H173V191L172 190H174V187H169L168 188V186H166V185H164V183H163V181L161 182V180H158L157 181V184L155 185L156 187H155V189L157 188L158 190H159V188L161 187ZM214 185V186H213ZM227 185H231L230 187L229 186H227ZM233 185V186H232ZM37 186H38V188H37ZM55 186V187H54ZM110 186V187H109ZM114 186V187H113ZM165 186V187H164ZM213 186V187H212ZM237 186V187H236ZM59 187V188H58ZM70 187H71V189H70ZM73 187H74V189H73ZM106 187V188H105ZM117 187H119V188H117ZM64 188V189H63ZM66 188V189H65ZM107 188H111L110 190L109 189H107ZM168 188V189H167ZM228 188H230V190L228 189ZM45 189H49V190H60V191H63L65 194H68L73 200H72V202H71V204H70V206L69 207H67L68 205H65L64 204V202H63V200H61V205H59V207L58 208H56V209H52V211L50 210L51 208H50V205L46 202V191L47 190H45ZM73 189V190H72ZM123 189V190H122ZM234 189V190H233ZM27 190V191H26ZM67 190V191H66ZM117 190V191H116ZM122 190V191H121ZM169 192H168V191ZM227 190H229L228 191V193H227ZM232 190H233V193H232ZM28 192V193H26V192ZM76 191H78V192H76ZM81 191H82V194H81ZM75 192V193H74ZM125 192V193H124ZM172 192V193H171ZM236 192V193H235ZM254 192V193H253ZM70 193V194H69ZM77 193V194H76ZM115 193V194H114ZM126 195V197H125V195ZM28 194V195H27ZM37 194V195H36ZM38 194H41V196L40 195H38ZM65 194H64V197L66 198V196H65ZM217 194V195H216ZM228 194H231V196H229ZM245 194H247V195H245ZM258 194V195H257ZM36 195V196H35ZM44 195V196H43ZM79 195V196H78ZM80 195H82V196H80ZM112 195H115V197L114 196H112ZM123 195H124V197H123ZM128 195H129V197H128ZM222 195V196H221ZM224 195H226V196H224ZM37 196H39V197H37ZM117 196V197H116ZM169 196H170V198H169ZM217 196H218V198H217ZM44 197V199H45V201H44V199H42ZM81 197V199H79ZM84 197V198H83ZM99 197V198H98ZM111 197V198H110ZM128 197V198H127ZM230 197H231V199H230ZM258 197V198H257ZM75 198H77L76 199V202H75ZM113 199V198H115V199H113V200H110V199ZM123 198V199H122ZM127 198V199H126ZM38 199V200H37ZM95 199V200H94ZM128 199H129V201H128ZM131 199V200H130ZM171 199V200H170ZM233 199V200H234ZM26 200H28V201H26ZM35 200V201H34ZM124 200H126V201H124ZM25 201V202H24ZM42 201V202H41ZM93 201V202H92ZM102 201V202H101ZM112 201V202H111ZM117 201V202H116ZM21 202H22V204H21ZM95 202V203H94ZM123 202V203H122ZM128 202V203H127ZM132 202V203H131ZM222 202V201H221ZM228 202V203H229ZM13 203V204H12ZM74 203H75V205H74ZM90 203H92V204H90ZM109 203V204H108ZM114 203V204H113ZM64 204V205H63ZM108 204V205H107ZM113 204V205H112ZM172 204V203H171ZM259 204V205H258ZM263 204V205H262ZM42 206V207H40V206ZM107 205V206H106ZM262 205V206H261ZM31 206V207H30ZM103 206V207H102ZM137 206V207H136ZM110 207V208H109ZM168 207H169V210L170 211H173V212H176V210L174 209V207L172 206H170V205H168ZM33 208V209H32ZM69 208L71 209V211L73 210V211H75V210H77V208L78 209H80V211H84V212H81V213H83V214H81L80 213V215H75L74 213L72 214V215H70V212L71 211H69ZM76 208V209H75ZM114 208V209H113ZM137 208V209H136ZM172 210H171V209ZM7 209V210H6ZM34 209H36V210H34ZM9 210V211H8ZM45 210V211H44ZM86 210V211H85ZM8 211V212H7ZM35 211H37V212H35ZM5 213V215H3ZM27 213V212H26ZM138 215H137V214ZM139 213H140V215H139ZM177 213V212H176ZM180 213V212H179ZM11 214V215H10ZM18 214V215H17ZM38 214H36V215H38ZM66 214L68 215V216H66ZM70 215V216H69ZM134 215V216H133ZM187 216H188V214H186ZM5 216V217H4ZM33 216V217H32ZM72 216V217H71ZM82 216V217H81ZM138 216V217H137ZM174 216V215H173ZM173 216H172V218H173ZM176 216V215H175ZM182 216V215H181ZM7 217V218H6ZM36 217V216H35ZM76 217V218H75ZM131 217V218H130ZM153 217V216H152ZM211 217H214L213 215H211ZM264 210H263V213L261 214V216H260V219H259V221H261V219H262V221L260 222L261 223V225H260V228L263 230V233L262 232H260V230L259 229H257V231L255 232V236H254V241H253V239L251 238V240H249V241H247L246 239H245V241H244V239L243 240H240V237L238 238V237H235V236H231L230 234H229V236L227 235L226 237H225V235L224 236H221V237H223L221 240H220V236H217L216 238H215V236L213 237H211L213 240H214V242H212L213 240L211 239V240H208V242L206 243V244H200L199 242L198 243H195V242H197L198 241V239H196L193 235H192V233H189V235L190 236H188V238L187 239H185L184 238V241H185V243H184V247H185V250H186V247L187 246H192L193 247V254H190V255H188V254H184V247H183V250L181 251L180 250V252H179V250L178 249H171L170 247H168V248H166V249H164V248H158V247H154L153 249H152V254H153V261H155L153 264H159L158 262L160 261V264H161V262H162V264H177L178 262L180 263V264H198V259H197V256H199L200 254H202V255H205L207 258H208V260H209V262H207V264H231L232 262V264H257L258 262V264H264V251L262 250V249H264L263 247H264V237H263V235L262 234H264ZM133 218H135V219H133ZM171 218V222L167 225V227H169V226H171V227H169V229L168 228H166V233L168 234V235H170V233H174V231H172L173 229L172 228H174V226L175 225H177L176 224V222H175V219L173 218L172 219ZM128 219V220H127ZM141 219V220H140ZM182 221H184L185 219H187L186 217H183L182 216ZM67 220V221H66ZM127 220V221H126ZM140 220V221H139ZM4 222V221H3ZM137 222V223H136ZM140 222V223H139ZM125 225H124V224ZM263 223V224H262ZM20 224V223H19ZM175 224V225H174ZM122 225V226H121ZM128 225V226H127ZM4 226V227H3ZM15 226V227H14ZM123 226H125L124 227V229L122 228ZM123 230H121V229ZM167 229H168V231H167ZM187 230V229H186ZM14 231V232H13ZM29 235H27V234ZM32 233V234H31ZM258 233V234H257ZM262 235H260V234ZM167 235V236H168ZM173 237H174V235L173 234H171ZM14 236H17V238L18 239H14L13 237ZM172 236H169L168 238L170 239V237H171V239L173 238ZM231 236V237H230ZM257 236V237H256ZM29 237V238H28ZM128 237V238H127ZM192 237V238H191ZM194 237V238H193ZM259 237H261V238H259ZM263 237V238H262ZM219 238V239H218ZM61 239H63V240H66L67 241V243H68V247H69V257L67 258V259H59V257H55V252H57L58 251V248H59V241L61 240ZM170 239V240H171ZM190 239V240H189ZM242 239V238H241ZM172 240H175V238H173ZM188 240V241H187ZM193 241V242H192ZM244 241V242H243ZM251 241V242H250ZM35 242V243H34ZM192 242V243H191ZM249 244H248V243ZM254 242H255V244H254ZM189 243V244H188ZM191 243V244H190ZM195 243V244H194ZM216 243V244H215ZM187 244V245H186ZM212 246H211V245ZM251 244V245H250ZM145 245H148L147 243L145 244ZM186 245V246H185ZM195 245V246H194ZM203 245L205 246V249H204V247H203ZM254 245V246H253ZM258 245V246H257ZM261 245V246H260ZM32 247V248H30V247ZM84 246V247H83ZM95 246H97V247H99V246H103V248H102V250L101 251H98L97 250V254H101L102 253V255H103V257L102 258H100V260H98L97 258L100 256V254H99V256L98 255H96V254H91V253H88V249H90L91 247H95ZM109 246H112L113 247V252H111V253H109V254H105L104 252L106 251V249L109 247ZM126 246V247H125ZM206 246H207V248H206ZM209 246V247H208ZM249 246V247H248ZM251 246H253V247H251ZM258 247L257 249H256V247ZM260 246V247H259ZM28 247V248H27ZM53 248V251L51 252V250H50V248ZM203 247V248H202ZM251 247V248H250ZM13 248V249H12ZM20 248V249H19ZM30 248V249H29ZM248 248H250V249H248ZM254 248V249H253ZM29 249V250H28ZM32 249V250H31ZM122 249V250H121ZM158 249V250H157ZM160 249V250H159ZM164 249V251H162ZM168 249V250H167ZM200 249V250H199ZM252 249V250H251ZM11 250H13V251H11ZM24 250V251H23ZM125 250V251H124ZM166 250V251H165ZM172 250H175V251H172ZM178 250V251H177ZM208 250V251H207ZM253 250H255V251H253ZM259 250V251H258ZM27 251V252H26ZM55 251V252H54ZM79 251V252H78ZM83 251V252H82ZM123 251H124V253H123ZM160 251H162L161 253H160ZM178 252V254L176 255L175 253H177ZM212 251H214V252H212ZM216 251V252H215ZM263 251V252H262ZM26 252V253H25ZM122 252V253H121ZM130 252V253H129ZM169 252H171L170 254H169ZM205 252V253H204ZM236 252H237V254H236ZM242 252H244V253H241ZM247 252H248V254H247ZM258 252V253H257ZM158 253H160V254H158ZM197 253V254H196ZM214 253V254H213ZM8 254V255H9ZM166 254V255H165ZM174 254V255H173ZM235 254V255H234ZM248 256V257H250V258H248L246 255ZM255 254V255H254ZM77 255V256H76ZM116 256V258L118 259V261H117V259H115V258H113L112 256ZM122 255V256H121ZM136 255V256H135ZM184 255V256H183ZM240 255H241V257H240ZM54 256V257H53ZM98 256V257H97ZM158 256H159V259H158ZM165 258H164V257ZM168 256H170V257H168ZM175 256H177V257H175ZM190 256V257H189ZM239 256V257H238ZM120 257V258H119ZM192 257H193V259H192ZM194 257H196V258H194ZM232 257H235V258H232ZM254 257V258H253ZM56 258V259H55ZM94 258V259H93ZM95 258H96V260H95ZM123 258V259H122ZM129 258V259H128ZM164 258V259H163ZM168 258H170L169 260H168ZM184 258V259H183ZM188 258V259H187ZM213 258V259H212ZM256 258V259H255ZM102 259V260H101ZM159 260V261H156V260ZM178 259V260H177ZM195 259V260H194ZM228 259V260H227ZM232 259V260H231ZM243 259V260H242ZM261 259V260H260ZM104 260V261H103ZM167 262H166V261ZM171 260V261H170ZM185 260H186V262H187V260H188V262L186 263L185 262ZM197 260V261H196ZM210 260H212V261H210ZM53 261H54V263H53ZM56 261V262H55ZM77 261H78V259H77ZM76 261V262H77ZM109 261V262H108ZM134 261V262H133ZM164 261V262H163ZM174 261H175V263H174ZM178 261V262H177ZM190 261V262H189ZM215 261V262H214ZM260 261H262V262H260ZM75 264H76V262L75 261H73ZM83 262H80L81 264H84ZM90 262V261H89ZM177 262V263H176ZM235 262V263H234ZM243 262H245V263H243ZM247 262V263H246ZM252 262V263H251ZM257 262V263H256ZM31 263V264H32Z\"/></svg>",
  "mask_w": 264,
  "mask_h": 264
},
{
  "label": "bare ground",
  "instance_id": "6f19581e",
  "mask_svg": "<svg viewBox=\"0 0 264 264\" xmlns=\"http://www.w3.org/2000/svg\"><path fill=\"white\" fill-rule=\"evenodd\" d=\"M13 1H15V0H13ZM12 1V2H13ZM27 0H22V3H25ZM30 1V0H29ZM36 2H37V0H35ZM47 0H39V2H37V6H35V4H36V2L33 4V6H35L34 8H33V10H32V12L33 13H35V14H30L31 16H32V18L33 17H35V15H39L40 16V19L42 20L41 22H43V24H44V22H45V20L47 19V18H49L50 19V16L53 14H55V13H57L58 15H59V17H58V19H60L59 21H60V23L59 24H57L58 22H56V24L57 25H71V24H73V23H71V20H72V18L71 17H74L73 19V22L75 21V18H76V20H77V17H75V16H77L78 15V13H81V12H83V10H84V8H83V6L84 5H86L85 4V2H88L89 0H59V4H50V5H46V4H48V2H46ZM51 2L53 1V0H50ZM73 1H75V2H73ZM117 1V0H116ZM124 1V0H123ZM143 1V0H142ZM151 1V0H150ZM247 1L248 0H230V2H229V0H228V2L227 3H225V0H199V1H195V0H154L153 2H154V10L155 11H157V13L156 12H153L154 14H158L157 16H156V19L154 20L155 22H157L156 24L157 25H159V26H161V31L163 32V33H167V32H169V27H168V24H170V23H168V21L165 19V17H169L170 18V16H180V15H182L183 13H185V11L184 12H182V9H183V5H185L186 6V8H187V5H191V11H193V9L195 10V11H199V10H204L205 11V13H206V15L208 16V17H211V20H212V18H220L221 20V24H223V26H221L220 28H218V31H220V32H223V33H221V35L222 34H225L226 36L227 35H232L233 34V32L235 33V31H244L245 33H246V35L248 34V33H251V32H255V29H256V27L253 25V26H250V27H247V26H244L243 24H241V19L238 17V16H240V13H237L236 12V9L237 8H240V7H242V5L241 4H246L247 3ZM254 1V0H253ZM256 1V0H255ZM264 1V0H263ZM262 1V2H263ZM18 2V1H17ZM19 2H21V1H19ZM32 2V1H31ZM46 2V3H45ZM54 3L55 2H57L56 0L55 1H53ZM97 2V1H96ZM110 2H112V0L110 1ZM115 2V1H114ZM118 2V1H117ZM196 2V3H195ZM214 2V3H213ZM249 2H251V1H249ZM262 2H261V4H262ZM0 3H1V1H0ZM8 3V2H7ZM10 3V2H9ZM84 3V4H83ZM95 3V2H94ZM127 3V2H126ZM131 3V2H130ZM252 3V2H251ZM258 3H260V2H257V4ZM18 4V3H17ZM16 4V5H17ZM31 4V3H30ZM90 4V3H89ZM104 4V3H103ZM116 4V3H115ZM129 4V3H128ZM141 4V3H140ZM143 4V3H142ZM150 4V3H149ZM243 4V5H244ZM256 4V3H255ZM256 4V5H257ZM5 5V4H4ZM20 6H22L21 8H19V10L17 9L16 11H19L20 13H28V12H23V4H19ZM19 5H18V7H19ZM25 5H27V4H25ZM88 5V4H87ZM86 5V6H87ZM107 5V4H106ZM109 5V4H108ZM113 5H114V3H113ZM137 5V4H136ZM145 5V4H144ZM263 5V4H262ZM2 6V5H1ZM1 6H0V8H1ZM13 6V5H12ZM15 6V5H14ZM32 6V5H31ZM31 6H29L28 7V5H27V7L28 8H30ZM131 6V5H130ZM129 6V7H130ZM188 6V7H189ZM248 6L249 5H247V8H248ZM251 6V5H250ZM255 6V5H254ZM261 6V5H260ZM26 7V8H27ZM93 7V6H92ZM103 7V6H102ZM106 7V6H105ZM133 7V6H132ZM136 7V6H135ZM141 7V6H140ZM147 7V6H146ZM146 7H143V8H145L146 9ZM245 7V6H244ZM257 7V6H256ZM13 8H15V7H13ZM60 8L62 9L63 8V12H61V10H60ZM95 8V7H94ZM112 8V7H111ZM110 8V9H111ZM119 8V7H118ZM137 8V7H136ZM142 8V7H141ZM150 8H151V6H150ZM186 8H184V9H186ZM258 8H260V7H258ZM264 8V7H263ZM4 9H5V6H4ZM3 9V10H4ZM31 9H32V7H31ZM86 9V8H85ZM90 9V8H89ZM105 9H107V8H105ZM124 9V8H123ZM128 9V8H127ZM138 9V8H137ZM187 9H189V8H187ZM243 9H245V8H243ZM251 9H254V8H252L251 7ZM261 9H262V6H261ZM9 10V9H8ZM28 10V9H27ZM26 10V11H27ZM92 11H94L93 9H91ZM109 10V9H108ZM148 10H149V7H148ZM151 10V9H150ZM7 11V10H6ZM31 11V10H30ZM29 11V12H30ZM104 11V10H103ZM110 11V10H109ZM120 10H118V12H119ZM145 11V10H144ZM249 11V10H248ZM254 11V13H256L255 12V9L253 10ZM261 11V10H260ZM264 11V10H263ZM262 11V12H263ZM9 12V11H8ZM90 12V11H89ZM101 12V11H100ZM115 12V11H114ZM117 12V13H118ZM141 12V11H140ZM152 12V11H151ZM200 12V11H199ZM242 12V11H241ZM261 12V13H262ZM76 13V15L75 16H73L74 14ZM92 13H94V12H92ZM97 13V12H96ZM104 13V12H103ZM102 13V14H103ZM121 13V12H120ZM119 13V14H120ZM190 13V12H189ZM193 13V12H192ZM247 13V12H246ZM260 13V14H261ZM9 14V13H8ZM13 15L15 14V13H12ZM17 14V13H16ZM15 14V15H16ZM26 14H23V15H25L24 16V18L22 19V20H24V24H21V22H20V24H21V26L18 24V21H16V20H19L20 18L18 17H16L17 19L16 20H6V19H4L5 18V16L7 17V14L4 16V18L2 19L1 18V20H3L2 21V24L4 25V28H2L3 27V25H1L2 27V31H1V34H0V44L2 43V44H4L5 46H8L9 47V49L11 48L10 46H12V47H14L13 45V43L12 42H14V40H15V35H17L18 33H16L15 34V31H19L20 30V33H21V29H22V31H24L25 29H29L30 30V28H29V25H30V23H31V20H30V17H29V14L28 15H26ZM83 14V13H82ZM90 14H91V12H90ZM101 14V15H102ZM106 14H108V13H106ZM125 14V13H124ZM138 13H136V15H137ZM142 14V13H141ZM140 14V15H141ZM152 14V13H151ZM187 14V13H186ZM10 15V14H9ZM85 15H86V13H85ZM128 15V14H127ZM139 15V16H140ZM190 15V14H189ZM188 15V16H189ZM194 15V14H193ZM192 15V16H193ZM195 15H197V13L195 14ZM253 15V14H252ZM256 14H254V16H255ZM257 15H259V14H257ZM3 16V15H2ZM17 16H19V15H17ZM62 16H65V19H64V17L62 18ZM87 16V15H86ZM98 16V15H97ZM104 16V15H103ZM119 16V15H118ZM144 16H147L146 14L144 15ZM150 16V15H149ZM152 16V15H151ZM192 16H190V17H192ZM198 16H199V14H198ZM204 16H205V14H204ZM203 16V17H204ZM246 16V15H245ZM247 16H248V14H247ZM251 16V15H250ZM260 16V15H259ZM261 16H263V15H261ZM22 17V16H21ZM56 17V18H57ZM81 17V16H80ZM80 17H78L79 19H80ZM91 17V16H90ZM100 17V16H99ZM113 17V16H112ZM142 17V16H141ZM181 17V16H180ZM236 18V17H238V19L236 20V19H232V18ZM264 17V16H263ZM52 18V17H51ZM53 18H55V15H54V17ZM52 18V19H53ZM55 18V19H56ZM82 18V17H81ZM84 18V17H83ZM102 18H104V17H102ZM114 18V17H113ZM112 18V19H113ZM116 18V17H115ZM137 18H138V16H137ZM140 18V17H139ZM144 18V17H143ZM182 18V17H181ZM195 18V17H194ZM194 18H191V19H193L194 20ZM206 18V17H205ZM242 18V17H241ZM248 18V17H247ZM250 18H252V16L250 17ZM260 18V17H259ZM48 19V20H49ZM89 19V18H88ZM106 19V18H105ZM111 19V20H112ZM125 19V18H124ZM132 19V18H131ZM135 19L136 18H134V22H135ZM146 19H149V18H146ZM171 20L173 19V18H170ZM196 20L198 19L199 20V18H195ZM202 19V18H201ZM201 19H200V21H201ZM245 19V18H244ZM257 19V18H256ZM263 19V18H262ZM21 20V19H20ZM37 20V19H36ZM51 20V19H50ZM54 20V19H53ZM81 20V19H80ZM80 20H79V23H80ZM85 20V19H84ZM107 20H109V18L107 19ZM105 21V22H108V21ZM119 20V19H118ZM117 19H116V21H118ZM128 20H130V19H128ZM133 20V19H132ZM142 20V19H141ZM140 20V21H141ZM144 20V19H143ZM142 20V21H143ZM150 20V19H149ZM149 20H147L146 22H149ZM179 19H177L176 21H178ZM185 20V19H184ZM195 20V21H196ZM203 20V19H202ZM209 20V19H208ZM215 20V19H214ZM213 20V21H214ZM264 20V19H263ZM32 21H34V20H32ZM56 21H58L57 19H56ZM83 21V20H82ZM90 21V20H89ZM96 21V20H95ZM131 21V20H130ZM137 21H139L138 19H137ZM137 21H136V23H137ZM216 21V20H215ZM235 21H237V22H235ZM246 21V20H245ZM1 22V21H0ZM39 22H40V20H39ZM41 22H40V24H41ZM93 22V21H92ZM97 22V21H96ZM103 22H104V20H103ZM111 22V21H110ZM133 22V23H134ZM180 22H182V21H180ZM179 22V23H180ZM202 22H206V21H202ZM208 22V21H207ZM255 22H257V21H255ZM260 22V21H259ZM33 23V22H32ZM35 23V22H34ZM50 23H51V21H50ZM90 23V22H89ZM93 23H95V22H93ZM109 23V22H108ZM120 22H118V24H119ZM139 23V22H138ZM141 23V22H140ZM152 23V22H151ZM179 23H178V25H179ZM184 23V22H183ZM217 23V22H216ZM52 25L54 24V23H51ZM78 24V23H77ZM87 24V23H86ZM99 24V23H98ZM115 24H116V22H115ZM132 24V23H131ZM130 24V25H131ZM135 24V23H134ZM142 25H143V23H141ZM154 24V23H153ZM162 24V25H161ZM177 24V23H176ZM180 24H182V23H180ZM198 24H200L199 22H198ZM202 24V23H201ZM250 24V23H249ZM255 24V23H254ZM259 24V23H258ZM37 25H38V20H37ZM37 25H35L36 26V28H35V26H34V29H32V30H35V29H37L38 28V26ZM51 25V26H52ZM55 25V24H54ZM53 25V26H54ZM74 25H75V23H74ZM74 25H72V26H74ZM79 25H81V24H79ZM78 25V28L80 29V26ZM84 25H85V23H84ZM93 25V24H92ZM95 25V24H94ZM93 25V26H94ZM104 25V24H103ZM110 25V24H109ZM120 25V24H119ZM130 25H129V27H130ZM149 25V24H148ZM166 25V26H165ZM171 25V24H170ZM169 25V26H170ZM192 26V27H197V22H193V21H188L187 23L185 22V26ZM256 25V24H255ZM18 26H20V27H18ZM40 26V25H39ZM47 26V25H46ZM50 26V27H51ZM53 26H52V28H53ZM76 26V25H75ZM87 26V25H86ZM107 27H109L108 25H106ZM111 26V25H110ZM113 26V25H112ZM123 26V25H122ZM145 26H146V24H145ZM144 26V27H145ZM187 26H186V28H187ZM203 26V25H202ZM207 26H209L208 24H207ZM214 26H215V23H214ZM214 26H213V29L211 28L210 30H206L207 31V33H205V32H201V36H200V38H199V40L196 42L195 41V43H197L198 45H199V47L202 45V47H204L203 45H204V42H205V40H207L208 39V37L206 36V34L208 35V32H214V31H216V28H214ZM249 26V25H248ZM259 26H260V24H259ZM264 26V25H263ZM12 27H16L14 30H12L11 28ZM43 28L42 27V30H44V32L46 31V32H48V35H49V39H55L57 36H59V35H61V36H59V37H62V39L61 38H59V37H57L59 40H60V42H64L65 43V45L67 46V47H65V48H69V46H70V44L71 43H69L70 42V35H66L65 33H68V32H65V33H63V31L61 30V28L60 29H55L54 28V30L53 29H51V28ZM58 27V26H57ZM77 27V26H76ZM82 27V26H81ZM92 27V26H91ZM107 27H105L104 26V28H106V30L108 29ZM118 27V26H117ZM126 27V26H125ZM133 27V26H132ZM180 27H182V25L180 26ZM184 27V26H183ZM182 27V28H183ZM201 27V26H200ZM206 27V26H205ZM211 27V26H210ZM216 27V26H215ZM9 28V29H8ZM39 28H41V26L39 27ZM73 28V27H72ZM88 28V27H87ZM102 28V27H101ZM114 28V27H113ZM112 28V29H113ZM127 28V27H126ZM134 28V27H133ZM132 28V29H133ZM147 29H148V26L146 27ZM145 28V29H146ZM151 28H154V27H152L151 26ZM186 28H183V29H185L186 30ZM203 29H204V26L202 27ZM209 28V27H208ZM263 28V27H262ZM69 28H65L64 27V30H68ZM76 29V28H75ZM88 29H90V28H88ZM99 29V28H98ZM123 29V28H122ZM121 29V33L120 34H122V33H126V32H122V31H124V30H122ZM131 29V28H130ZM140 29V28H139ZM172 29H174V28H172ZM190 29H192V28H190ZM198 29H200V28H198ZM198 29H197V32H198ZM202 29V30H203ZM260 29H261V27H260ZM8 30H10L11 31V34H12V36L10 35V36H8ZM28 30V31H29ZM42 30H40L39 31V33H38V35L40 34V32L42 31ZM81 30V29H80ZM85 30H86V28H85ZM84 30V31H85ZM95 30V29H94ZM102 31H103V28L101 29ZM109 30V29H108ZM107 30V31H108ZM143 30V29H142ZM150 30V29H149ZM148 30V31H149ZM182 30V29H181ZM259 30V29H258ZM17 31V32H18ZM36 31H38V30H36ZM69 31V30H68ZM72 31H73V29H72ZM78 31V30H77ZM92 31V30H91ZM96 31V30H95ZM139 30H137V32H138ZM141 31V30H140ZM176 31V30H175ZM191 31V30H190ZM257 31V30H256ZM264 31V30H263ZM34 32V31H33ZM62 32V33H61ZM82 32V31H81ZM98 31H96V33H97ZM101 32V31H100ZM108 32H110V31H108ZM107 32V33H108ZM119 32H120V30H119ZM119 32H118V34H119ZM136 32V33H137ZM150 32V31H149ZM154 32V31H153ZM159 32V31H158ZM182 32V31H181ZM197 32H195V33H197ZM19 33V34H20ZM43 32H41V34H42ZM61 33V34H60ZM71 32L69 31V34H70ZM84 33V32H83ZM82 33V34H83ZM89 33H91V32H89ZM102 33V32H101ZM106 33V34H107ZM130 33V32H129ZM141 33V32H140ZM148 33V32H147ZM202 33H203V35H202ZM237 33V32H236ZM256 33H258V32H256ZM255 33V34H256ZM261 33L262 32H260V37H261ZM18 34V35H19ZM25 34H27V33H23V36L22 37H27V36H29V35H26L25 36ZM74 33H72L71 35H73ZM81 34V35H82ZM88 34V33H87ZM87 34H85V36L87 35ZM109 34V33H108ZM108 34H107V36H108ZM114 35L116 34V33H113ZM134 34V33H133ZM151 34V33H150ZM170 34V33H169ZM172 34V33H171ZM175 34H177V32L175 33ZM180 34V33H179ZM213 34V33H212ZM219 34V33H218ZM217 34V35H218ZM241 34V33H240ZM243 34V33H242ZM254 34V33H253ZM45 35V34H44ZM48 35H45V36H48ZM75 35V34H74ZM76 35H77V33H76ZM103 35V34H102ZM102 35L100 34V36L102 37ZM123 35V34H122ZM121 35V36H122ZM131 35V34H130ZM129 35V36H130ZM166 35V34H165ZM209 35H211V34H209ZM235 35H237V34H235ZM41 36V35H40ZM91 36V35H90ZM94 36V35H93ZM97 36V35H96ZM107 36H106V38H107ZM110 36V35H109ZM108 36V37H109ZM119 36V35H118ZM128 36V37H129ZM160 36V35H159ZM251 36H253V35H251ZM256 36H257V34H256ZM22 37H21V40L20 41H22ZM39 37V36H38ZM38 37H37V39H38ZM78 37H80L79 35H78ZM88 38H89V36H87ZM123 37V36H122ZM121 37V38H122ZM127 37V36H126ZM127 37V38H128ZM141 37H143V36H141ZM151 37V36H150ZM149 37V38H150ZM157 37V36H156ZM155 37V38H156ZM162 37V36H161ZM166 37H167V35H166ZM166 37H163V38H166ZM171 36H169L168 38H170ZM172 37H174V36H172ZM171 37V38H172ZM245 37V36H244ZM28 38V37H27ZM27 38H24L23 40H28ZM56 38V39H57ZM87 38V39H88ZM91 38V37H90ZM93 38V37H92ZM99 38V37H98ZM153 38V37H152ZM170 38V39H171ZM183 38L185 39L186 37L185 36H183ZM191 38H195V37H192L191 36ZM190 38V39H191ZM197 38V37H196ZM210 38V37H209ZM225 38H227V37H225ZM224 38V39H225ZM239 38V37H238ZM237 38V39H238ZM241 38V37H240ZM257 38V37H256ZM263 38H264V36H263ZM31 39H33V37L31 38ZM30 39V40H31ZM35 39V38H34ZM33 39V40H34ZM36 39V42L38 43V40ZM48 39V40H49ZM55 39V40H56ZM72 39H74V38H72ZM80 39V38H79ZM83 39V38H82ZM81 39V40H82ZM107 39H109V38H107ZM113 40L115 39H117V38H112ZM175 39V38H174ZM219 39V38H218ZM242 39V38H241ZM244 39V38H243ZM247 39V38H246ZM18 40V39H17ZM44 39L42 38V41H43ZM92 40H94V39H92ZM112 40V41H113ZM121 41H122V39H120ZM124 40V39H123ZM159 40V39H158ZM157 39H150V44L152 45V46H154V45H156V44H158L159 46H161V48H163V49H165L166 51H170L169 49H168V46L167 45H170V44H167V45H163V44H165V43H161L160 41H158ZM164 40V39H163ZM162 40V42H164ZM188 40V39H187ZM193 40H195V39H193ZM210 40V39H209ZM226 40V39H225ZM232 40H233V38H232ZM253 40V39H252ZM259 40H260V38H259ZM29 41V40H28ZM28 41H27V43H28ZM53 41V40H52ZM82 41H84V40H82ZM81 41V42H82ZM85 41L86 42H90V41H87L86 39H85ZM109 41V40H108ZM128 41V40H127ZM133 41H135V40H133ZM149 41V40H148ZM166 41H168V39L166 40ZM172 41V40H171ZM175 41V40H174ZM178 41V40H177ZM189 41V40H188ZM230 41V40H229ZM244 41V40H243ZM249 41V40H248ZM40 42V41H39ZM44 42V41H43ZM59 42V41H58ZM59 42V43H60ZM72 42V41H71ZM78 42V41H77ZM92 42V41H91ZM94 42V41H93ZM110 42H111V40H110ZM146 42V41H145ZM169 43H171L172 44V42H170V41H168ZM182 42H183V40H182ZM191 42H193V41H191ZM212 42V41H211ZM225 42V41H224ZM242 42V41H241ZM260 42V41H259ZM19 43H21V42H19ZM17 44L16 46V48H18L19 47V45L20 44ZM25 43V42H24ZM37 43H35L36 44V46L38 47V46H40V45H37ZM52 42H50L49 43V46L52 48L53 46H51L50 44H51ZM57 43V42H56ZM73 43H76L75 42V40H74V42ZM95 43V42H94ZM97 43H99V42H96V44ZM112 43V42H111ZM115 43H117L118 44V42H117V40H116V42ZM121 43V42H120ZM125 43V42H124ZM131 42H130V40H129V44H130ZM134 43V42H133ZM148 43V42H147ZM173 43H175V42H173ZM178 42H176V44H177ZM208 43V42H207ZM227 43H228V40H227ZM239 43V42H238ZM243 43V42H242ZM245 43V42H244ZM252 43V42H251ZM250 43V44H251ZM253 43H254V41H253ZM261 43V42H260ZM13 44V45H12ZM22 44V43H21ZM46 44V43H45ZM53 45H54V43H52ZM58 44V43H57ZM77 44H80L79 42L78 43H76L75 45H77ZM107 44V43H106ZM122 44V43H121ZM128 44V45H129ZM145 44V43H144ZM149 44V45H150ZM213 44H214V42H213ZM216 44V43H215ZM241 44V43H240ZM3 45V46H4ZM23 45V44H22ZM21 45V46H22ZM30 44H28V46H29ZM32 45V44H31ZM34 45V44H33ZM43 46H45L44 45V43L42 44ZM46 45H48V44H46ZM74 45V46H75ZM81 45H85V43H82ZM93 45V44H92ZM91 45V46H92ZM95 45V44H94ZM102 45V44H101ZM115 45V44H114ZM120 45V44H119ZM134 45V44H133ZM174 45V44H173ZM172 45V46H173ZM179 45V44H178ZM190 45H191V43H190ZM207 45V44H206ZM234 44H232V46H233ZM242 45V44H241ZM24 46V45H23ZM26 46H27V44H26ZM43 46H41L42 48L41 49H43ZM59 46V45H58ZM86 46V45H85ZM90 46V45H89ZM91 46L89 47L90 49H91ZM100 46V45H99ZM106 45H104V47H105ZM109 46V45H108ZM116 46V45H115ZM130 46H132V43L130 44ZM129 46V47H130ZM135 46V45H134ZM237 46V45H236ZM236 46H234V47H236ZM244 46V45H243ZM2 47V46H1ZM49 47V48H50ZM61 47V46H60ZM63 47V46H62ZM71 47H73L72 45H71ZM81 47V46H80ZM79 47V48H80ZM97 47V46H96ZM95 46L93 47V48H96ZM107 47V46H106ZM119 47V46H118ZM138 47V46H137ZM174 47V46H173ZM192 47V46H191ZM195 47H196V45H195ZM198 47V46H197ZM216 47H218V46H216ZM250 47V46H249ZM255 47H256V45H255ZM5 48V47H4ZM20 48V47H19ZM17 49L18 51H20L21 52V49ZM40 47H38L37 48V50L39 49ZM50 48V50H52ZM75 48V47H74ZM78 48V49H79ZM87 48V47H86ZM93 48H92V50H93ZM116 48V47H115ZM136 48V47H135ZM139 48V47H138ZM142 48V47H141ZM171 48V47H170ZM176 48V47H175ZM174 48V49H175ZM208 48V47H207ZM230 48H232L231 46H230ZM230 48H229V50H230ZM252 48V47H251ZM8 49V48H7ZM6 49V50H7ZM8 49V50H9ZM12 49L13 48H11L9 51H11L12 52ZM56 49H58V47L56 48ZM56 49H54V50H56ZM63 50H64V47L62 48ZM62 49H60V50H62ZM99 49V48H98ZM98 49H96L97 51H98ZM103 49V48H102ZM108 49V48H107ZM119 49V48H118ZM131 49V48H130ZM151 49V48H150ZM173 49V48H172ZM171 49V50H172ZM177 49H178V47H177ZM219 49V48H218ZM221 49V48H220ZM233 49H236V48H233ZM232 49V50H233ZM238 49V48H237ZM248 49V48H247ZM259 49H263V48H259ZM1 50H3V49H1ZM29 50H31V48L29 49ZM32 50H34V49H32ZM44 50V49H43ZM59 50V51H60ZM62 50V51H63ZM95 50V49H94ZM94 50H93V52H94ZM100 50H101V48H100ZM105 51H106V49H104ZM111 50V49H110ZM128 49H126L125 51H127ZM149 50V49H148ZM153 50H154V48H153ZM204 50V49H203ZM215 50V49H214ZM213 50V52H215ZM222 50V49H221ZM243 50V49H242ZM245 50V49H244ZM13 51H14V49H13ZM15 51H16V49H15ZM27 51V50H26ZM36 51V50H35ZM65 51V53H69L70 51L68 50V49H65L64 50ZM88 51H91V50H88ZM88 51H86L85 50V47H81L80 48V52H82V53H85L86 55H85V60H83V61H86L87 62V64L89 65V66H95V64H98L100 61H102V60H100L99 59V57H101V56H99V57H97V56H95V54L94 53H96V52H88ZM129 51V50H128ZM134 51V50H133ZM144 51V50H143ZM143 51H140L141 53L143 52ZM189 51V50H188ZM187 51V52H188ZM193 51V50H192ZM191 51V52H192ZM198 51H199V49H198ZM231 51V50H230ZM236 51V50H235ZM238 51V50H237ZM253 51V50H252ZM251 50H250V52H252ZM264 51V50H263ZM5 52H7V51H5L4 50V52H3V54H5V55H7V53H5ZM25 52V51H24ZM33 52V51H32ZM52 52H53V50H52ZM71 52H74V51H71ZM99 52V51H98ZM97 52V53H98ZM103 52V51H102ZM119 52V51H118ZM130 52V51H129ZM135 52V51H134ZM137 52V51H136ZM195 51H193V53H194ZM204 52H205V50H204ZM203 52V53H204ZM227 52V51H226ZM225 52V53H226ZM249 54H250V52H249V50L247 51ZM261 52V51H260ZM260 52H258V53H260ZM17 53H19V52H17ZM17 53H9L8 54V57H10L11 59H10V61H9V64H14V65H16V64H18V63H20V61H18L16 58H18V57H20V56H22V55H18ZM34 53V52H33ZM42 53V52H41ZM49 53V52H48ZM57 53H58V51H57ZM64 53V52H63ZM77 53V52H76ZM101 53V51L99 52V54ZM126 53V52H125ZM128 53V52H127ZM138 53L139 52H137V55H138ZM170 53V52H169ZM192 53V54H193ZM197 53V52H196ZM218 53V52H217ZM223 53V52H222ZM234 52L232 51V54H233ZM23 54V53H22ZM37 54H39V53H37L36 52V56H37ZM47 54V53H46ZM54 54V53H53ZM72 54V53H71ZM102 54V53H101ZM100 54V55H101ZM131 54V53H130ZM172 54H173V52H172ZM216 53H214V55H215ZM239 54V53H238ZM28 55V54H27ZM27 55L25 56V55H23V56H25V58L27 57ZM47 55H49V54H47ZM58 55V54H57ZM57 55L56 56H54V57H57ZM62 55V54H61ZM111 55V54H110ZM114 54H112L111 56L112 57H110L109 59L110 60H108L107 61V59H106V63L105 64H107L108 66H112L111 65V58H113L114 56H113ZM143 55V54H142ZM145 55V54H144ZM155 55V54H154ZM171 55V54H170ZM184 55V54H183ZM195 55V54H194ZM199 55V54H198ZM224 55V54H223ZM227 55V54H226ZM234 55V54H233ZM232 55V56H233ZM236 55V54H235ZM247 55V54H246ZM251 55V54H250ZM262 55H263V53H262ZM1 56V55H0ZM22 56V57H23ZM29 56V55H28ZM33 56V55H32ZM41 56H43V53H42V55ZM52 56V57H53ZM64 56H66L67 58H68V54L67 55H64ZM74 56V55H73ZM77 56V55H76ZM84 56V55H83ZM82 56V57H83ZM168 56V55H167ZM190 56V55H189ZM228 56V55H227ZM254 56H256L255 54H254ZM261 56V55H260ZM22 57L20 58V59H22ZM39 57V56H38ZM50 57V56H49ZM48 57V58H49ZM51 57V58H52ZM60 57V56H59ZM58 57V58H59ZM65 57V58H66ZM71 57V56H70ZM79 57V56H78ZM77 57V58H78ZM108 57V56H107ZM117 57H118V55H117ZM116 57V58H117ZM146 57V56H145ZM155 57V56H154ZM153 57V58H154ZM169 57V56H168ZM173 57V56H172ZM195 57V59L196 60H198L197 58H196V56H194ZM199 57V56H198ZM202 57V56H201ZM205 57V56H204ZM207 57V56H206ZM220 57V56H219ZM234 57V56H233ZM241 57H242V55H241ZM3 58H4V55H3ZM5 58H6V56H5ZM28 58V57H27ZM84 58V57H83ZM152 58V57H151ZM152 58V59H153ZM156 58V57H155ZM171 58V57H170ZM184 58V57H183ZM186 58H188V57H186ZM213 58V57H212ZM252 58V57H251ZM42 59V58H41ZM46 59V58H45ZM53 59V58H52ZM64 61H69V62H71L70 61V59L68 60V59H64V58H62ZM74 59H76V57L74 58ZM79 59V58H78ZM104 59H105V56H104ZM147 59V58H146ZM173 59V58H172ZM192 59V58H191ZM201 59V58H200ZM207 59V58H206ZM210 59V58H209ZM208 59V60H209ZM226 59H227V57H226ZM235 60H236V58H234ZM242 59H243V57H242ZM252 59H256V58H252ZM263 59V58H262ZM1 60H2V57H1ZM26 60V59H25ZM36 60V59H35ZM44 60V59H43ZM47 60V59H46ZM62 60V61H63ZM80 60V59H79ZM115 60V59H114ZM120 60V59H119ZM133 60V59H132ZM145 60V59H144ZM193 60H194V58H193ZM192 60V61H193ZM213 60H217L216 58H213ZM225 60V59H224ZM233 60V59H232ZM239 60H240V58H239ZM4 61H5V59H4ZM6 61H8V60H6ZM32 61H34V60H32ZM31 61V59H30V62H32ZM49 61V60H48ZM50 61H52V60H50ZM55 61H58L57 59L55 60ZM61 61V60H60ZM117 61H118V58H117ZM135 61V60H134ZM134 61H133V63H134ZM188 61V60H187ZM200 61V60H199ZM202 61H203V59H202ZM201 61V62H202ZM207 61V60H206ZM226 61H228V59L226 60ZM231 61V60H230ZM242 61V60H241ZM247 61V60H246ZM246 61H244V63L246 62ZM255 61H257V59L255 60ZM21 62H25V61H21ZM30 62H28V63H30ZM40 62H41V60H40ZM74 62H76L77 63V59L74 61ZM113 62V61H112ZM136 62V61H135ZM140 62V61H139ZM141 62H142V60H141ZM148 62H149V60H148ZM179 62V61H178ZM177 62V63H178ZM204 62V61H203ZM225 62V61H224ZM233 62H234V60H233ZM4 64H5V62H3ZM23 63H21V64H23ZM44 63V62H43ZM54 63V62H53ZM67 64H68V62H66ZM75 63V64H76ZM84 63V62H83ZM116 63V65L115 66H117V67H115L114 66V68H117V71L116 70H114L113 72H117V75L119 76V77H121L120 76V67L122 68L123 66V64H121V62L120 61H118V63L117 62H115ZM124 63V62H123ZM182 63H184L185 64V62L183 61ZM188 63V62H187ZM200 62H198V64H199ZM216 63H218V62H216ZM229 63V62H228ZM244 63L242 62V63H240V65L241 64H243L244 65ZM1 64V63H0ZM20 64V65H21ZM25 64H27V62H25ZM64 64V63H63ZM62 64V65H63ZM73 64V63H72ZM74 64V65H75ZM78 64H79V62H78ZM149 64H150V62H149ZM158 64V63H157ZM172 64V63H171ZM202 64V63H201ZM257 64H258V62H257ZM34 65V64H33ZM32 65V66H33ZM42 65V64H41ZM44 65V64H43ZM48 65V64H47ZM51 65H54V64H51L50 63V66ZM59 65H60V62H59ZM73 65V66H74ZM84 65H86V64H84ZM101 65V64H100ZM130 65L132 66V64H129V67H130ZM203 65V64H202ZM225 65V64H224ZM228 65V64H227ZM236 65V64H235ZM251 65H254V64H251ZM256 65V64H255ZM254 65V66H255ZM49 66V65H48ZM50 66H49V68H50ZM61 66V65H60ZM65 66V65H64ZM79 66H81V65H79ZM98 66H99V64H98ZM102 66H103V64H102ZM145 66H146V64H145ZM171 66V65H170ZM173 66V65H172ZM185 66V65H184ZM187 66V65H186ZM191 65H189V67H190ZM211 66V65H210ZM213 67H214V69L216 68L215 66H217V64H213L212 65ZM220 66V65H219ZM237 66V65H236ZM236 66H234V67H236ZM247 66V65H246ZM254 66H252V67H254ZM7 67V66H6ZM9 67V66H8ZM18 67V66H17ZM20 67V66H19ZM30 67H31V64H30ZM59 67V66H58ZM67 67V66H66ZM69 67V66H68ZM67 67V68H68ZM78 67V66H77ZM82 67H86L87 68V66H82ZM97 67V66H96ZM100 67V66H99ZM107 67V66H106ZM105 66H104V68H106ZM134 67V65L132 66V67H130V69H132ZM168 67V66H167ZM176 67H177V64H176ZM207 67H208V65H207ZM212 67V68H213ZM248 67V66H247ZM263 67V66H262ZM5 68V67H4ZM4 68H2V69H4ZM15 68V67H14ZM14 68H11L12 70L14 69ZM25 68V67H24ZM56 68V67H55ZM63 68V67H62ZM74 69L76 68V67H73ZM78 68H80V67H78ZM159 68V67H158ZM164 68H166V67H164ZM174 68V67H173ZM181 68H182V65H181ZM185 68V67H184ZM193 68V67H192ZM200 68H202V66L200 67ZM206 68V67H205ZM221 68H223V67H221ZM236 68H238V67H236ZM245 68V67H244ZM249 68V67H248ZM17 69H19V68H17ZM23 69V68H22ZM21 69V70H22ZM26 69H27V67H26ZM37 70H39V71H41L40 70V68L38 69V68H36ZM46 69V68H45ZM77 69V68H76ZM93 69V68H92ZM97 69V68H96ZM109 69V68H108ZM138 69V68H137ZM140 69V68H139ZM186 69H187V67H186ZM195 69V68H194ZM193 69V71H195ZM199 69V68H198ZM234 69V68H233ZM15 70V69H14ZM33 70V69H32ZM35 70V69H34ZM37 70H36V72H37ZM43 70V69H42ZM47 70V69H46ZM67 70V69H66ZM68 70H69V68H68ZM86 70V69H85ZM84 70V68H83V71H85ZM87 70H89V68L87 69ZM90 70H91V67H90ZM98 70H100V69H98ZM133 70V69H132ZM164 70V69H163ZM172 70V69H171ZM188 70V69H187ZM217 70V69H216ZM219 70H221V69H219ZM255 70V69H254ZM2 71V70H1ZM7 71H9V70H7ZM31 71V70H30ZM44 71V70H43ZM47 71H49V70H47ZM51 71V70H50ZM92 71V70H91ZM94 71H95V69H94ZM97 71V70H96ZM110 71V70H109ZM111 71H112V69H111ZM162 71V70H161ZM177 70H175V72H176ZM190 71H191V73H192V70L190 69ZM198 71V70H197ZM202 71V70H201ZM201 71H198L200 74H201ZM210 71V70H209ZM218 71V70H217ZM226 71V70H225ZM225 71H223L222 70V72H225ZM230 71V70H229ZM236 71H238V70H236ZM246 71H248V70H246ZM19 72V71H18ZM26 72H28V71H25V73ZM32 72V71H31ZM52 72V71H51ZM61 72V71H60ZM75 72L77 73V75H78V72L79 71H76L75 70ZM81 72V71H80ZM88 72V71H87ZM86 72V73H87ZM98 72V71H97ZM100 72V71H99ZM112 72V73H113ZM123 72V71H122ZM124 72L126 73V70H124ZM185 72V71H184ZM189 72V71H188ZM196 72V71H195ZM198 72H197V74H198ZM203 73H204V71H202ZM208 72V71H207ZM235 71L233 70V74H234V76H235V73H234ZM240 72V71H239ZM239 72H237V74H239ZM254 72V71H253ZM257 72V71H256ZM261 72V71H260ZM2 73V72H1ZM9 73V72H8ZM12 73V72H11ZM14 74L16 73V71H14L13 72ZM22 73H24V72H22ZM43 73V72H42ZM44 73H46V72H44ZM82 73V72H81ZM85 73V74H86ZM89 73V72H88ZM91 73V72H90ZM105 73H107V72H105ZM109 73V72H108ZM108 73H107V75H108ZM141 73H143V71L141 72ZM169 74H170V72H168ZM178 73V72H177ZM206 73V72H205ZM210 73V72H209ZM216 73V72H215ZM246 73V72H245ZM10 74V73H9ZM37 74V73H36ZM52 74V76H54L53 75V73H51ZM65 74V73H64ZM73 74H74V72H73ZM110 74H111V72H110ZM123 74V73H122ZM132 74V73H131ZM130 74V75H131ZM153 74V73H152ZM175 74V73H174ZM188 74V73H187ZM194 74V73H193ZM208 74V73H207ZM219 74H221L220 72H219ZM229 74H230V72H229ZM228 74V72L226 73V74H223V76L219 79V83H220V86L223 88V91H224V93L223 94H225V95H221L220 97H218V95H217V97H216V95L214 96V97H216V98H221V100L220 101H216V102H218V104H219V106L220 105H222V104H226V105H229V106H233V107H235V108H237V110L239 109L240 110V112H238V114L239 113H241V115H240V120H238L239 121V123H237V122H233L232 123V121H231V123H228V125H226L227 126V130H228V133L226 134V136H228V137H226V139L228 138L229 140H234V141H232V143H230V144H232V149H233V153L235 154V156H241V158H242V156H246V159H248L247 161H246V163H245V165H243L244 167L243 168H245V170L247 169V167L250 165H252V164H254L256 167H257V165H259L258 163H260V165H259V168L261 167L262 169H264V157H263V155H262V150L261 149H263L264 150V120H261V118L259 119V116H263L264 115V104L262 103H260L261 105H259V106H257V104H256V106H254V105H250V104H246L245 103V101H242L241 100V98H239L240 96L237 94V93H235L236 91L234 90V87H233V85L234 84H237V83H234V81H231V79H236V78H238V76L236 77H234V78H231V75H229ZM232 74V75H233ZM244 74V73H243ZM250 74V73H249ZM257 74H258V72H257ZM21 75V74H20ZM43 75H45V74H43ZM48 75V74H47ZM68 75V74H67ZM71 75H72V73H71ZM77 75H73L74 77H76ZM87 75V74H86ZM89 75V74H88ZM133 75V74H132ZM173 75V74H172ZM178 75V74H177ZM205 74H203V76H204ZM212 75V74H211ZM215 75V74H214ZM222 75V74H221ZM242 75V74H241ZM246 75V74H245ZM245 75H243V76H245ZM14 76H16V75H14ZM13 76V77H14ZM39 76V75H38ZM65 76V75H64ZM72 76V77H73ZM82 76H84V74L82 75ZM90 76V75H89ZM134 76V75H133ZM149 76H151V74L149 75H144L143 77H138V76H136V78H135V76H134V78H135V80H136V84H135V86L136 87H138L139 89L140 88H142V87H144V88H146L148 85H147V83H149L150 81L148 80L149 79ZM180 76V75H179ZM201 77H203L202 75H200ZM217 76V75H216ZM247 76V75H246ZM249 76V75H248ZM1 77H5V76H1ZM1 77H0V79H1ZM18 77V76H17ZM27 77H29V76H27ZM55 77V76H54ZM79 77H81V76H79ZM115 77V76H114ZM123 77H125V76H123ZM132 77V76H131ZM131 77H129V78H131ZM153 77V76H152ZM152 77H151V80H152ZM196 77H198V76H196ZM195 77V78H196ZM233 77V76H232ZM241 77V76H240ZM6 78V77H5ZM15 78V77H14ZM24 78H26V77H24ZM30 78V77H29ZM29 78H27V80L29 79ZM46 78V77H45ZM59 78V77H58ZM78 78V77H77ZM81 78H83V77H81ZM91 78V77H90ZM126 78V77H125ZM157 78V77H156ZM168 78V77H167ZM244 78V77H243ZM255 78V77H254ZM43 79H44V77H43ZM68 79V78H67ZM105 79V78H104ZM118 79V81H121L122 80V77L121 78H117ZM159 79V78H158ZM180 80H181V78H179ZM190 79H191V77H190ZM189 79V80H190ZM207 79V75H206V77H205V80ZM215 79V78H214ZM218 79V78H217ZM252 79V78H251ZM250 79V80H251ZM7 81L9 80V78L8 79H6ZM6 80H4V82L6 81ZM20 80V79H19ZM19 80H17V81H19ZM23 80V79H22ZM30 80V79H29ZM32 81H33V79H31ZM37 81H38V79H36ZM47 80V79H46ZM78 80H79V78H78ZM135 80H133V81H135ZM167 80V79H166ZM172 80V79H171ZM209 80H211V78L209 79ZM1 81H3V80H1ZM10 81H12V80H10ZM9 81V82H10ZM25 81V80H24ZM66 80H64V82H65ZM82 82H84V80H81ZM154 81V80H153ZM173 81V80H172ZM171 81V82H172ZM179 81V80H178ZM182 81V80H181ZM191 81V80H190ZM240 81V80H239ZM29 82H31V81H29ZM63 82V81H62ZM61 82V83H62ZM74 82V81H73ZM81 82V83H82ZM88 82V81H87ZM86 81L84 82L85 84L87 83ZM115 82H117V81H115ZM129 82H131V80L129 81ZM128 82V83H129ZM164 82V81H163ZM170 82V81H169ZM187 82H188V80H187ZM209 82V81H208ZM234 84H233V83ZM246 82V81H245ZM1 83V82H0ZM14 83V82H13ZM31 83H33V82H31ZM79 83V82H78ZM83 83V84H84ZM152 82H150V84H151ZM162 83V82H161ZM160 83V84H161ZM173 83V82H172ZM182 83V82H181ZM185 83V82H184ZM191 83V82H190ZM195 83V82H194ZM194 83H192L193 85H195ZM210 83V82H209ZM211 83H212V81H211ZM210 83V84H211ZM240 83V82H239ZM247 83V82H246ZM258 83V82H257ZM262 83V85H263V82H261ZM18 84V83H17ZM72 84V83H71ZM70 84V85H71ZM127 84V83H126ZM154 84H155V82H154ZM158 84V83H157ZM156 84V85H157ZM168 84V83H167ZM170 84V83H169ZM191 84V85H192ZM206 84V83H205ZM216 84V83H215ZM260 84V83H259ZM4 85V84H3ZM14 85V84H13ZM29 85V84H28ZM31 85V84H30ZM45 85V84H44ZM57 85V84H56ZM63 85V84H62ZM124 85V84H123ZM122 85V86H123ZM128 85V84H127ZM166 85V84H165ZM165 85L163 84V85H161V86H156V87H153L154 88V91L150 94V96L148 97V98H143L144 99V103H143V106H144V108H145V106L147 107V108H145V109H143V110H145L146 112H147V114L149 113V114H154L156 117H157V121L155 122V123H157L156 124V127L159 129V131H160V134H163V135H167L168 134V132H171V134H173L172 136H170V135H167V137H169V142H165V141H163V139H162V145H159L158 147H157V149L155 150V151H153V154L152 153H150V156H148V157H145V156H143V157H145V158H143V159H141V157L139 158L138 156L139 155H137L136 157H131L132 155V152H133V150L135 149V146H137V142H136V140L138 139L139 140V138H137L136 140H135V142H133V140L130 142V135H129V133L127 134L126 133V131L130 128V127H128L127 129H124L123 130V128L121 129V127H124V126H122L123 125V123H120L121 121L120 120H122V119H109V122H110V124H112L110 127H106V129H105V131H103L104 133V139L105 140H100V138H99V136H97L98 138H95V139H89V138H87V136L85 135V134H83L82 132H81V130H83V129H81L82 128V126L84 125H80V124H78V123H76V122H74L73 124H72V126H70V127H72L71 128V134H69V135H67V134H64L63 132H60L59 133V131H60V127L59 126H61L62 125V123H60V124H58V121L54 124V126H51V128L49 127V128H47V130L45 131V132H39V131H37V130H34V129H31L29 126L31 125H28V123H23L21 120L24 118H21V113L23 112V110L21 111L20 110V107L18 106L19 104H18V102H17V97L16 96H14L10 101V105H17L18 106V111L16 110V111H10V107L9 106H7V107H5V113H6V111H9V113L10 114H8V116H9V118H10V120H11V122L12 123H14V125H16V129L18 130V132H17V134L13 137V135H12V138H14V140H13V142L10 144V142H8L9 144V146H8V148H7V152L5 151V153L4 154H2V156L0 157V199H2L1 197H3V196H7L8 198H12L11 200L14 202V203H16V204H18V202H20V201H22V200H24V194H23V190H22V187H21V185H20V183L22 184V182L23 181H21L20 180V174H21V172L23 171V170H25L27 167H29V164H30V162L31 161H33V162H36V163H38L39 165H42L43 167H45V166H47L48 168H49V166L50 165H52V166H54L55 165V159H56V157L57 156H61V163L63 164V165H67V166H71V165H73V166H75L77 169H79L80 171H87V170H89L90 171V176L88 177V180L87 179H84V182H86V184L87 185H85V188H84V194H82V191H81V194L82 195H84V196H86V197H88V192H90V194H94V195H96V196H102V195H106V194H104V192H100L98 189L100 188V181H102V179H104L105 178V176H104V174H106L107 172H108V175H109V177H110V181H111V178L112 179H114V177H120L121 175H119L117 172H116V169L118 168V166H122L123 167V169H124V171H125V175H124V177L128 180V191L131 193L130 194V197L132 198V197H134L133 198V200L135 199L136 200V204H138V206H139V211L138 212H142V214L144 215V220L141 222V225H140V227H136V229L135 228H133L132 229V227H134V225L131 227V228H129V229H126V234L128 235V237H129V239H128V241H129V244L127 245V249H130V250H136V249H138L139 250V253L138 254H136V255H138V260H137V262H140L141 264H153L155 261H153V254H152V249L156 246V247H158V248H164V249H166V248H168V247H170L171 249H178L179 250V252H180V250L182 251L183 250V247H184V243H185V241H184V238L185 239H187L188 238V236H190L189 235V233H192V235L196 238V239H198V241L197 242H195V243H200V244H206L207 242H208V240H211L212 238V236L214 237L215 236V238L217 237V236H224L225 235V237L228 235L229 236V234L233 237V236H235V237H240V240H243L244 239V241H245V239L247 240V241H249V240H251V238L253 239L254 238V234H255V232L257 231V229H259L260 230V232H262L263 233V230L260 228V225H261V221H262V219H261V221H259V219H260V216H261V214L263 213V210H264V208L263 209H261L260 208V206H258L257 207V204H255V201H254V198L251 196V194L252 193H249L250 195L249 196H244V197H242V198H240L239 197V199L238 198H232L231 199V197H230V199H231V201L228 203L227 201H226V199H225V197L222 199L221 198V200L219 201L218 199L216 200L215 199V197H213V196H211V189H212V191L213 192H216L217 194H219V196H220V194H225V185H226V183H221V186H217V188L216 187H214V188H211V186H210V184H208V181H207V179H206V175L208 174L209 175V173L207 172V168H206V166H203L204 167V169H202L203 167H202V163H201V165H199L198 164V162H197V158L198 157H195V155H193L194 153H192V154H189L188 152H187V150H186V148H189L190 147V144H191V142H190V140H187L188 142H189V144L185 147V148H183V147H181L182 145L180 144V146H178L177 144H176V142L175 141H177L178 139H184L183 137L181 138H178V136L179 135H177V136H175L176 134H174V131H173V127L175 126V128H176V130L178 129V132L177 133H180L181 131H180V128H179V126L183 123H185V122H183V121H181L180 120V122L179 123H176V117H174L175 118V120H174V123L173 124H171V126H172V128H171V130H169L168 129V124L166 123L167 121H168V118L166 117V116H168V115H166L168 112H171V113H175V115L177 114L178 116L177 117H181L182 119H184V117H185V115H184V110L185 109H183V107L181 106L180 107V105L178 104L179 103V101H180V104H182L181 103V100H179L178 99V97H176V96H174L173 95V93H172V91L170 90V89H163L162 87L164 86L165 87ZM207 85H209V84H207ZM238 85V84H237ZM2 86V85H1ZM17 86V85H16ZM16 86L14 87L15 89H16ZM19 86V85H18ZM35 86V85H34ZM38 86H39V84H38ZM64 86V85H63ZM81 86V85H80ZM106 86H107V84H106ZM132 86V85H131ZM134 86V87H135ZM151 86H152V84H151ZM167 86V85H166ZM196 86H198V84L196 85ZM200 86V85H199ZM216 86V85H215ZM218 86V85H217ZM235 86V85H234ZM259 86V85H258ZM264 86V85H263ZM4 87V86H3ZM11 87H12V85H11ZM10 87V88H11ZM28 87V86H27ZM37 87V86H36ZM36 87H34V88H36ZM50 87H52V86H50ZM67 87H68V85H67ZM83 87V86H82ZM115 87V86H114ZM113 87V88H114ZM133 87V88H134ZM188 87V86H187ZM193 87V86H192ZM243 87V86H242ZM252 87V86H251ZM262 87V86H261ZM2 88V87H1ZM8 88V87H7ZM24 89L26 88V87H23ZM171 88H173V87H171ZM240 88V87H239ZM247 88V87H246ZM253 88V87H252ZM258 88V87H257ZM259 88H260V86H259ZM23 89V90H24ZM58 89V88H57ZM85 89V88H84ZM107 89H108V87H107ZM121 89H122V87H121ZM148 89V88H147ZM185 89H186V87H185ZM214 89V88H213ZM213 89H211V90H213ZM221 89V88H220ZM242 89V88H241ZM263 89V88H262ZM5 90V89H4ZM22 90V89H21ZM20 90V91H21ZM90 90V89H89ZM99 90H100V88H99ZM115 90V89H114ZM117 90V89H116ZM119 90V89H118ZM125 90V89H124ZM184 90V89H183ZM194 90V89H193ZM244 90H246V89H244ZM244 90H242V91H244ZM253 90V89H252ZM260 90H261V88H260ZM260 90H259V92H260ZM11 91H12V89H11ZM37 91V90H36ZM39 91H41V90H39ZM49 91V90H48ZM122 91V90H121ZM129 91V90H128ZM146 91V90H145ZM181 91V90H180ZM263 91V90H262ZM3 92V91H2ZM23 92V91H22ZM22 92H20V93H22ZM44 93H47L46 92V90H44L43 91ZM84 92V91H83ZM218 92V91H217ZM13 93V92H12ZM32 93V92H31ZM35 93V92H34ZM39 93V92H38ZM56 93V92H55ZM54 93V94H55ZM67 93V92H66ZM65 93V94H66ZM127 93V92H126ZM141 93V92H140ZM144 93V92H143ZM148 93V92H147ZM192 93V92H191ZM194 94H195V92H193ZM209 93H211V92H209ZM215 93V92H214ZM252 94H253V92H251ZM256 93V92H255ZM264 94V92H260L259 94ZM15 94V93H14ZM41 94V93H40ZM43 94V93H42ZM48 94V93H47ZM53 94V97L55 96L56 97V94L54 95ZM74 95L76 94L75 92L73 93ZM96 94H98V93H96ZM107 94V93H106ZM105 94V95H106ZM119 94H121V93H119ZM129 94V93H128ZM197 94V93H196ZM250 94V93H249ZM16 95V94H15ZM26 95H29V94H26ZM31 95V94H30ZM49 95V94H48ZM60 95V94H59ZM73 95V96H74ZM88 95H90V94H88ZM125 95V94H124ZM138 95V94H137ZM141 95V94H140ZM189 95V94H188ZM208 95V94H207ZM206 95V96H207ZM251 95V94H250ZM257 95H258V93H257ZM256 95V96H257ZM19 96V95H18ZM39 96V95H38ZM42 96V95H41ZM44 96H45V94H44ZM93 96H94V93H93ZM103 96H104V94H103ZM103 96L101 97V98H103ZM112 96V95H111ZM117 96V95H116ZM121 96V95H120ZM192 96V95H191ZM199 96V95H198ZM209 96V95H208ZM207 96V97H208ZM246 96V95H245ZM252 96V95H251ZM254 96H255V94H254ZM255 96V97H256ZM8 97V96H7ZM36 97V96H35ZM47 97V96H46ZM98 98H100L99 96H97ZM106 97V96H105ZM110 97V96H109ZM124 97V96H123ZM122 96L120 97V98H123ZM140 97V96H139ZM143 97V96H142ZM259 97V96H258ZM262 97V96H261ZM3 98V97H2ZM22 98V97H21ZM45 98V97H44ZM43 97H42V99H44ZM78 98V97H77ZM91 98H93L92 96H91ZM107 98V97H106ZM119 98V99H120ZM127 98V97H126ZM180 98V97H179ZM193 98H195V96L193 97ZM203 98V97H202ZM204 98H205V96H204ZM209 98H210V96H209ZM209 98H207V100L206 101H208L209 100ZM212 98V97H211ZM216 98H214V99H216ZM36 99V98H35ZM41 99V101H43ZM52 99V98H51ZM50 99V100H51ZM63 99H65V98H63ZM68 99H70V98H68ZM83 99V98H82ZM128 99V98H127ZM184 99V98H183ZM188 99V98H187ZM254 99V97L252 98V100ZM264 99V98H263ZM262 99V100H263ZM5 100V99H4ZM29 100H30V98H29ZM37 100V99H36ZM49 100V101H50ZM99 100V99H98ZM101 100H104V99H101ZM186 100V99H185ZM188 100H190V98L188 99ZM202 100V99H201ZM210 100H212V99H210ZM259 100V99H258ZM2 101V100H1ZM7 101V100H6ZM23 101L25 102L26 100H24L23 99ZM31 101H33V99H31ZM56 101V100H55ZM64 101V100H63ZM71 101V102H70ZM69 102L67 101V106H70V109L71 110H73L74 109V106H73V101L72 100H70ZM92 101V100H91ZM95 101H97V100H95ZM109 101H110V99H109ZM112 101V100H111ZM203 101V100H202ZM260 101H261V99H260ZM264 101V100H263ZM27 102V101H26ZM34 102V101H33ZM33 102H30V103H32V104H34ZM40 102V101H39ZM44 102L46 103V101L44 100ZM44 102H43V104H44ZM59 102V101H58ZM78 102V101H77ZM138 102V101H137ZM186 102V101H185ZM197 102V101H196ZM199 102V101H198ZM204 102H205V99H204ZM212 102H214V101H212ZM255 102V101H254ZM253 102V103H254ZM40 103H42V102H40ZM103 103V102H102ZM111 103V102H110ZM120 103V102H119ZM131 103V102H130ZM129 102H128V104H130ZM136 103V102H135ZM191 103H194L193 105H195V101L194 102H191ZM190 103V104H191ZM200 103H201V101H200ZM206 103V102H205ZM209 103V102H208ZM208 103L206 104V105H208ZM29 104V103H28ZM36 104H38L37 102H36ZM51 104V103H50ZM72 104V105H71ZM75 104V103H74ZM85 104V103H84ZM101 104V103H100ZM100 104H98V107H99V105ZM103 104H105V103H103ZM102 104V105H103ZM142 104V103H141ZM198 104V103H197ZM196 104V105H197ZM204 104V103H203ZM5 105H6V103H5ZM46 105H48V103L46 104ZM60 105H61V103H60ZM80 105V104H79ZM96 105V104H95ZM102 105L100 106V107H102ZM115 105V104H114ZM188 105V104H187ZM210 105V104H209ZM27 106V105H26ZM29 106V105H28ZM35 106V105H34ZM52 106V105H51ZM54 106H55V104H54ZM104 106V105H103ZM112 107H113V105H111ZM115 106H117V104L115 105ZM114 106V107H115ZM131 106H134L133 105V103H132V105ZM137 106V105H136ZM165 106H167L169 109H167L168 111H166V107ZM189 106V107H188ZM187 107V110H189V111H191V108H190V105H188ZM203 106V105H202ZM229 106H228V108H229ZM39 107H41V106H39ZM49 108H50V106H48ZM165 107V108H164ZM194 107V106H193ZM204 107V106H203ZM207 107V106H206ZM210 107V106H209ZM224 107V106H223ZM1 108V107H0ZM29 108V107H28ZM34 108H37L38 109V107H34ZM59 108V107H58ZM65 108H67V107H65ZM135 108H137V107H134V109ZM184 108H186V107H184ZM227 108V107H226ZM234 108V109H235ZM3 109V108H2ZM22 109V108H21ZM45 109V108H44ZM83 109V108H82ZM114 109V108H113ZM207 109H209V108H207ZM207 109H206V111H207ZM211 109H213V107L211 108ZM40 110V109H39ZM41 110H43V109H41ZM53 110H54V108H53ZM56 110V109H55ZM140 110V108H137V109H135V111H137L136 113H138L139 114V117H141L142 115L144 116V113H142L141 112V110ZM176 111V112H174V111ZM199 111L198 110V108L196 107V109L194 110V111ZM215 110H216V107H215ZM0 111H2V110H0ZM4 111V110H3ZM29 111H30V109H29ZM32 111V110H31ZM34 111H36V110H34ZM38 111V110H37ZM50 111H51V109H50ZM59 111H60V109H59ZM108 111V110H107ZM193 111V110H192ZM217 111V110H216ZM220 111V110H219ZM221 111H223V109L221 110ZM226 111H227V109H226ZM33 112V111H32ZM43 112V111H42ZM104 112V111H103ZM115 112V111H114ZM131 112H132V110H131ZM140 112V113H139ZM203 112V111H202ZM236 112V111H235ZM24 113V112H23ZM35 113V112H34ZM46 113V112H45ZM133 113H134V111H133ZM182 113H183V115H182ZM189 112H187V114H188ZM194 113V112H193ZM212 113V112H211ZM232 113V112H231ZM29 114H31V112H29ZM63 114V113H62ZM89 114V113H88ZM91 114V113H90ZM123 114V113H122ZM181 114V116H179ZM192 114V113H191ZM204 113H202L201 114V116L203 115ZM206 114H207V112H206ZM233 115H234V113H232ZM237 114V115H238ZM0 115H1V113H0ZM39 115H41V114H39ZM52 115H53V113H52ZM55 115V114H54ZM59 115H61V114H59ZM65 115H66V112H65ZM64 115V116H65ZM93 115V114H92ZM119 115V114H118ZM141 115V116H140ZM170 115V114H169ZM172 115V114H171ZM227 115V114H226ZM6 116V115H5ZM36 116V115H35ZM56 116V115H55ZM63 116V115H62ZM80 116V115H79ZM117 116V115H116ZM151 116V115H150ZM195 116H199V114H195ZM204 116V115H203ZM206 116V115H205ZM30 117V116H29ZM32 117V116H31ZM39 117V116H38ZM37 117V119H39ZM41 117H43V116H41ZM48 117V116H47ZM68 117V116H67ZM235 117V116H234ZM1 118V117H0ZM2 118H4V117H2ZM36 118V117H35ZM44 118V117H43ZM55 118V117H54ZM57 118V117H56ZM63 117H61V119H62ZM79 118V117H78ZM78 118H76V119H78ZM84 118V117H83ZM86 118H87V116H86ZM91 118V117H90ZM94 118H95V116H94ZM93 118V119H94ZM109 118V117H108ZM134 118V117H133ZM173 118V117H172ZM193 118H196V117H193ZM199 119H200V121H202V119H203V117H198ZM202 118V119H201ZM233 118V117H232ZM64 120H66V118H63ZM62 119V120H63ZM73 119V118H72ZM85 119V118H84ZM88 119H89V117H88ZM147 119H148V116H147ZM169 119H171V118H169ZM179 119V118H178ZM223 119H224V117H223ZM230 119V118H229ZM263 119V118H262ZM27 120V119H26ZM29 120V119H28ZM32 120H34V119H31L30 121L32 122ZM36 120V119H35ZM48 120V119H47ZM81 120H82V118H81ZM91 120V119H90ZM103 120H105V119H103ZM131 120H134V119H131ZM153 121H155V119L153 118L152 119ZM151 120V121H152ZM187 120V119H186ZM185 120V121H186ZM188 120H192V118H189ZM187 120V121H188ZM206 120V119H205ZM235 120V119H234ZM51 121V120H50ZM80 121V120H79ZM94 121V120H93ZM97 121H98V119H97ZM120 121V122H119ZM135 121V120H134ZM195 121H197V120H195ZM200 121H198L199 123H200ZM207 121V120H206ZM81 122V121H80ZM79 122V123H80ZM149 122H150V120H149ZM203 122H205V121H203ZM218 122H220V121H218ZM223 122H225V121H223ZM33 123V122H32ZM44 123V122H43ZM83 123H84V121H83ZM91 123H93V122H91ZM90 123V124H91ZM146 123H147V121H146ZM171 123V122H170ZM181 123V124H180ZM193 124L195 123L194 122V120H193V122H192ZM197 123V122H196ZM226 123V122H225ZM2 124V123H1ZM6 124V123H5ZM8 124H11V123H8ZM50 124V123H49ZM87 124V123H86ZM94 124V123H93ZM127 124V123H126ZM190 125L189 126H191V123H189ZM201 124V123H200ZM221 124V123H220ZM13 125V124H12ZM44 125V124H43ZM66 125V124H65ZM64 125V126H65ZM128 126H129V124H127ZM152 125V124H151ZM155 125V124H154ZM195 125V124H194ZM216 125L217 126H214L215 127V129H216V127H218V128H220L218 125H219V123L217 124L216 123ZM222 125V124H221ZM2 126V125H1ZM6 127V125H3V127ZM38 126V125H37ZM37 126H35V128H37ZM49 126V125H48ZM81 126V127H80ZM91 126V125H90ZM89 126V127H90ZM126 126V125H125ZM140 126H142V125H140ZM143 126H145V124L143 125ZM196 126H199L198 125V123L196 124ZM204 126V125H203ZM202 126V127H203ZM209 126H211V125H209ZM14 127V126H13ZM32 128H33V126H31ZM67 127V126H66ZM92 127H94V126H92ZM131 127H134V126H131ZM184 128H185V126H183ZM206 127H207V125H206ZM8 128V127H7ZM6 128V129H7ZM39 128V127H38ZM44 128H46V127H44ZM156 128V129H157ZM201 128V127H200ZM3 129V128H2ZM13 129V128H12ZM42 129V128H41ZM87 129H89V128H87ZM92 129V128H91ZM90 129V130H91ZM183 129V128H182ZM186 129L187 128H185V130L183 129L182 131H186ZM212 129H214V128H212ZM212 129H211V131H212ZM221 129V128H220ZM223 129V128H222ZM88 131V132H91V131ZM126 130V131H125ZM138 130V129H137ZM153 130H155V129H153ZM193 130V129H192ZM191 129H190V132L192 131ZM201 130H202V128H201ZM201 130L198 132V134L197 135H195V133H194V136L195 137H193L194 139L196 138L197 140H198V143H199V141H200V143H201V140L202 139H204V138H207L209 135H207V133L205 134H203L202 132H201ZM205 130H207V129H205ZM3 130H1L0 131V133L2 132ZM42 131V130H41ZM44 131V130H43ZM70 131V130H69ZM150 131V130H149ZM173 131V132H172ZM198 131V130H197ZM203 131V130H202ZM221 131V130H220ZM6 132V131H5ZM93 132V131H92ZM188 132V131H187ZM192 132H195V130H193ZM207 132V131H206ZM217 132H218V130H217ZM142 133V132H141ZM147 133V132H146ZM182 133V132H181ZM184 133H186V132H184ZM189 133V132H188ZM209 133V132H208ZM213 133V132H212ZM221 133V132H220ZM4 134V133H3ZM96 134V133H95ZM133 134V133H132ZM149 134V133H148ZM210 134V133H209ZM223 134V133H222ZM1 135V134H0ZM57 135H58V137H57ZM102 135V134H101ZM133 135H135V133L133 134ZM184 134L182 133V135L180 134V136H183ZM190 135V134H189ZM189 135H187L188 137H189ZM212 135V134H211ZM217 135V134H216ZM224 135V134H223ZM9 136V135H8ZM95 136V135H94ZM111 136L112 137H114V141L112 142V146H111V140H109V139H111ZM152 136V135H151ZM192 136H193V134H192ZM220 135H218V137H219ZM236 136L237 137H239V138H236ZM4 137V136H3ZM2 137V138H3ZM159 137V136H158ZM166 137V136H165ZM166 137V138H167ZM224 137V136H223ZM222 137V138H223ZM1 138V137H0ZM1 138V139H2ZM7 138V137H6ZM94 138V137H93ZM128 138H129V140H128ZM146 138V137H145ZM148 138V137H147ZM146 138V139H147ZM155 138H157L156 136H155ZM154 138V139H155ZM187 138V137H186ZM216 137L215 136H210V138L209 139H211L212 141H215L216 139H215ZM221 138V137H220ZM219 138V139H220ZM4 139V138H3ZM140 139H143V138H140ZM145 139V140H146ZM227 139V141H229ZM8 140V139H7ZM109 140V144H108V147L107 148H105L106 150H107V152L106 151H102V147H106L107 145L105 144V142H107ZM137 140V141H138ZM186 140V139H185ZM3 141V140H2ZM5 142L6 141H4V147H6L5 146ZM140 143H142L141 141H139ZM171 142V143H170ZM186 142V141H185ZM194 142V141H193ZM203 142V141H202ZM225 142V141H224ZM179 143H181V142H179ZM182 143H184V142H182ZM213 143V142H212ZM216 143H218V142H216ZM147 144V143H146ZM154 144H155V142H154ZM202 144H204V143H201V145ZM214 144H215V142H214ZM1 145V144H0ZM7 145V144H6ZM83 145H92L93 147H96L97 145H99L100 147H101V150H97V151H95L94 150V153L92 152V153H90L89 151V153H85L84 151L88 148V147H86V149H84V151L83 152H76V154H77V160L75 159V157H73L72 155H70L71 154V152H72V149L74 148V147H79V146H82L83 147ZM139 145V144H138ZM184 145V144H183ZM193 145V144H192ZM191 145V146H192ZM197 144H195V146H196ZM199 145V144H198ZM91 146V147H92ZM141 146H142V144H141ZM154 146V145H153ZM156 146V145H155ZM189 146V147H188ZM90 147V148H91ZM199 147H201L200 148V150H198V152L200 151L201 153L202 152H204V151H201V149H202V146H199ZM199 147L197 148L196 147V149H199ZM227 147V146H226ZM84 148V147H83ZM89 148V149H90ZM99 148V147H98ZM144 148H146V147H144ZM193 148H195V147H193ZM6 149V148H5ZM80 149V148H79ZM78 149V150H79ZM92 149V148H91ZM155 149V148H154ZM195 149V150H196ZM222 149V148H221ZM145 150V149H144ZM189 150H191V148L189 149ZM194 150V149H193ZM203 150H205L204 148H203ZM3 151V150H2ZM132 151V152H131ZM136 151V150H135ZM138 152H139V149L137 150ZM148 150H146L145 152H147ZM75 152V151H74ZM144 152V153H145ZM219 152H220V150H219ZM228 152H230V150H228ZM2 153V152H1ZM127 153H128V155H130V157L127 155ZM137 153V152H136ZM135 153V154H136ZM149 153V152H148ZM196 153V152H195ZM221 153V152H220ZM75 154V153H74ZM140 154V153H139ZM147 154V153H146ZM197 154V153H196ZM207 154V153H206ZM229 154V153H228ZM232 154V153H231ZM202 156V155H201ZM232 156V155H231ZM112 157H114L115 158V162L113 163V162H111V158ZM202 158V157H201ZM245 158V157H244ZM199 159H200V157H199ZM206 157H205V161H206ZM76 160V161H75ZM202 160H204V159H202ZM209 160V159H208ZM207 160V161H208ZM230 160V159H229ZM235 160H237L236 158H235ZM212 161V160H211ZM32 162V163H33ZM91 162H95L96 163V165L94 166V167H91L90 165H91ZM210 162V161H209ZM217 162V161H216ZM244 162V161H243ZM242 163V162H241ZM108 164H110V168H108ZM63 165H60V167L61 166H63ZM237 165V164H236ZM42 166H40V167H42ZM57 166H59V165H57ZM92 166H93V164H92ZM240 166V165H239ZM241 166H242V164H241ZM248 167V169L249 168H251V167ZM37 166H35V168H36ZM59 167V168H60ZM79 167V168H78ZM111 167H112V172H111ZM39 168V167H38ZM53 168H55V167H53ZM76 168H75V170H76ZM241 168V167H240ZM37 169V168H36ZM44 169V168H43ZM108 169H110V170H108ZM239 169V168H238ZM247 169V170H248ZM262 169H260V171L262 170ZM41 170V169H40ZM46 170V169H45ZM44 170V171H45ZM52 170V169H51ZM56 170V169H55ZM63 170V169H62ZM122 170V168L120 169V171ZM251 170V169H250ZM249 170V171H250ZM26 171V170H25ZM36 172H37V170H35ZM53 171V170H52ZM214 171V170H213ZM43 172V171H42ZM58 172H59V170H58ZM60 172H62V171H60ZM73 172V171H72ZM71 172V173H72ZM210 172H211V170H210ZM240 172H241V170H240ZM46 173V172H45ZM56 173V172H55ZM54 173V174H55ZM63 174H66L65 172H62ZM70 173V174H71ZM78 173V172H77ZM246 173V172H245ZM248 173V172H247ZM262 173H264V172H262ZM34 174H36V173H34ZM38 174H39V172H38ZM43 174V173H42ZM53 174V175H54ZM76 174V173H75ZM81 174V173H80ZM79 174V175H80ZM214 175H215V173H213ZM240 174V173H239ZM243 174V173H242ZM249 174V173H248ZM29 175H30V173H29ZM33 175V174H32ZM59 175V174H58ZM237 175H238V173H237ZM241 175V174H240ZM247 175V174H246ZM26 176V175H25ZM37 176V175H36ZM39 176V175H38ZM40 176H42V175H40ZM37 177L38 179H40L41 177ZM49 176V175H48ZM72 176V175H71ZM213 176V175H212ZM219 176V175H218ZM242 176V175H241ZM24 177V176H23ZM62 177V175H60V178ZM70 177V176H69ZM210 177V176H209ZM240 177V176H239ZM244 177V176H243ZM245 177H247V176H245ZM261 177V176H260ZM44 178H46V177H44ZM44 178H42L43 180H44ZM49 178V177H48ZM56 178V177H55ZM58 178V177H57ZM64 178V177H63ZM219 178V177H218ZM24 179V178H23ZM27 179H29V178H27ZM26 179V180H27ZM211 179V178H210ZM43 180H41V181H43ZM48 180V179H47ZM58 180H59V178H58ZM105 180V179H104ZM158 180H161V182L163 181V183H164V185H166V186H168V188L169 187H174V190H172L173 191V194H172V196H174V200L175 201H171V203L168 201V199H166L167 197H166V195H165V193H166V191H164V189L162 188V186L163 185H161V187L159 188V190L156 188L155 189V185L157 184V181ZM236 180V179H235ZM24 181H25V179H24ZM28 181V180H27ZM40 181V182H41ZM155 182L156 181V183H155V185L153 186V184L154 183H152V182ZM220 181V180H219ZM226 181V180H225ZM26 182V181H25ZM54 182V181H53ZM160 182V181H159ZM158 182V183H159ZM237 182V181H236ZM34 183V182H33ZM89 183H93V184H95V186L94 187H90V185H88ZM104 183V182H103ZM102 183V184H103ZM126 183V184H127ZM220 183V182H219ZM92 184V185H93ZM120 184V183H119ZM231 184H233L234 185V183H231ZM31 185V184H30ZM48 185V184H47ZM118 185V184H117ZM232 185V186H233ZM32 186V185H31ZM116 186V185H115ZM121 186V185H120ZM214 186V185H213ZM212 186V187H213ZM215 186H216V183H215ZM225 186V187H224ZM227 186H231V185H227ZM26 187H28V185H26ZM55 187V186H54ZM110 187V186H109ZM114 187V186H113ZM165 187V186H164ZM237 187V186H236ZM37 188H38V186H37ZM59 188V187H58ZM106 188V187H105ZM117 188H119V187H117ZM167 188V189H168ZM64 189V188H63ZM66 189V188H65ZM70 189H71V187H70ZM73 189H74V187H73ZM72 189V190H73ZM107 189H111V188H107ZM120 189V188H119ZM229 190H230V188H228ZM45 190H47V189H45ZM123 190V189H122ZM121 190V191H122ZM229 190H227V193H228V191ZM234 190V189H233ZM233 190H232V193H233ZM27 191V190H26ZM25 191V192H26ZM67 191V190H66ZM111 191V190H110ZM117 191V190H116ZM168 191V190H167ZM170 191V190H169ZM168 191V192H169ZM76 192H78V191H76ZM26 193H28V192H26ZM75 193V192H74ZM125 193V192H124ZM123 193V194H124ZM172 193V192H171ZM236 193V192H235ZM254 193V192H253ZM64 192L63 191H60V190H47L46 191V202L50 205V210L52 211V209H56V208H58L59 207V205H61V200H63V202H64V204L65 205H68L67 207H69L70 206V204H71V202H72V198L68 195V194H65V196H66V198L64 197ZM70 194V193H69ZM77 194V193H76ZM115 194V193H114ZM216 194V195H217ZM28 195V194H27ZM37 195V194H36ZM35 195V196H36ZM38 195H40L41 196V194H38ZM82 195H80V196H82ZM125 195V194H124ZM124 195H123V197H124ZM229 196H231V194H228ZM245 195H247V194H245ZM253 195V194H252ZM258 195V194H257ZM44 196V195H43ZM79 196V195H78ZM112 196H114L115 197V195H112ZM222 196V195H221ZM224 196H226V195H224ZM37 197H39V196H37ZM117 197V196H116ZM125 197H126V195H125ZM124 197V198H125ZM128 197H129V195H128ZM127 197V198H128ZM84 198V197H83ZM99 198V197H98ZM111 198V197H110ZM109 198V199H110ZM126 198V199H127ZM169 198H170V196H169ZM217 198H218V196H217ZM258 198V197H257ZM42 199H44V197L42 198ZM76 199L77 198H75V202H76ZM79 199H81V197L79 198ZM113 199H115V198H113ZM113 199H110V200H113ZM123 199V198H122ZM234 199V200H233ZM38 200V199H37ZM95 200V199H94ZM131 200V199H130ZM171 200V199H170ZM26 201H28V200H26ZM35 201V200H34ZM44 201H45V199H44ZM124 201H126V200H124ZM128 201H129V199H128ZM222 201V202H221ZM25 202V201H24ZM42 202V201H41ZM93 202V201H92ZM102 202V201H101ZM112 202V201H111ZM117 202V201H116ZM95 203V202H94ZM123 203V202H122ZM128 203V202H127ZM132 203V202H131ZM13 204V203H12ZM21 204H22V202H21ZM63 204V205H64ZM90 204H92V203H90ZM109 204V203H108ZM107 204V205H108ZM114 204V203H113ZM112 204V205H113ZM74 205H75V203H74ZM106 205V206H107ZM168 205H170L171 207L173 206L174 207V209L176 210V212H173V211H170L169 210V207H168ZM259 205V204H258ZM263 205V204H262ZM261 205V206H262ZM40 206V205H39ZM31 207V206H30ZM40 207H42V206H40ZM103 207V206H102ZM137 207V206H136ZM262 207H264V205L262 206ZM110 208V207H109ZM33 209V208H32ZM76 209V208H75ZM114 209V208H113ZM137 209V208H136ZM171 209V208H170ZM173 209V208H172ZM171 209V210H172ZM7 210V209H6ZM34 210H36V209H34ZM9 211V210H8ZM7 211V212H8ZM29 211H31V209L29 210V208H27L26 207V209H25V212H24V214L26 215V214H28V213H30ZM45 211V210H44ZM69 211H71V209L69 208ZM86 211V210H85ZM27 212V213H26ZM35 212H37V211H35ZM68 211H67V209L65 210V208H64V210H62V209H59L56 213H58V221L57 222H55V223H53V224H49L47 221H46V215H45V213L44 212H39V214L38 213H36V214H38V215H36L35 214V216H34V218H31V220H28V221H25L24 222V220L25 219H23V218H25V215H23V213H22V210H21V212H20V214L16 217H11L9 220H7L6 219V221H5V219L3 220L1 217H0V225L1 224H3V225H7V226H12L11 225V223H15V224H17V225H24V228H28L29 227V231H32L33 233H34V235H36L35 237L37 238H39V240H40V243H42V242H47V240L51 237V235L54 233V231L57 229V228H59V227H61V226H63L64 228H69V223H66L65 221H64V218H63V216L65 215V213H67ZM81 212H84V211H80V209H78L77 208V210H75V211H71L70 212V215H72L73 213L75 214V215H80V213ZM180 212V213H179ZM33 213V212H32ZM32 213H30V214H32ZM68 214V213H67ZM66 214V216H68ZM81 214H83V213H81ZM137 214V213H136ZM186 214H188V216L186 215ZM3 215H5V213L3 214ZM11 215V214H10ZM69 215V216H70ZM138 215V214H137ZM139 215H140V213H139ZM174 215V216H173ZM176 215V216H175ZM183 217H186L187 219H185L184 221H182L183 219H182V216ZM211 215H213L214 217H211ZM22 216H24L23 218H22ZM134 216V215H133ZM141 216V215H140ZM153 216V217H152ZM172 216H173V218L175 219V222H176V224L177 225H175L174 226V228H172L173 230L172 231H174V233H170V235H168L167 233H166V228H168L169 229V227H171V226H169V227H167V225L171 222V218H172ZM5 217V216H4ZM33 217V216H32ZM72 217V216H71ZM82 217V216H81ZM138 217V216H137ZM7 218V217H6ZM76 218V217H75ZM131 218V217H130ZM172 218V219H173ZM264 218V217H263ZM133 219H135V218H133ZM128 220V219H127ZM126 220V221H127ZM141 220V219H140ZM139 220V221H140ZM4 221V222H3ZM67 221V220H66ZM20 223V224H19ZM137 223V222H136ZM140 223V222H139ZM124 224V223H123ZM263 224V223H262ZM55 225H57V226H59V227H55L54 228V226ZM125 225V224H124ZM264 225V224H263ZM122 226V225H121ZM128 226V225H127ZM4 227V226H3ZM15 227V226H14ZM124 227L125 226H123L122 228L124 229ZM121 229V228H120ZM168 229H167V231H168ZM187 229V230H186ZM2 229H1V226H0V231H1ZM122 230V229H121ZM123 231V230H122ZM14 232V231H13ZM189 232V233H188ZM261 233V234H262ZM27 234V233H26ZM32 234V233H31ZM171 234H173L174 235V237L171 235ZM258 234V233H257ZM260 234V233H259ZM260 234V235H261ZM28 235V234H27ZM168 235V236H167ZM263 235V237H264V234H262ZM261 235V236H262ZM29 236V235H28ZM169 236H172L173 238H175V240H172L171 239V237H170V239L168 238ZM230 236V237H231ZM127 237V238H128ZM193 237V238H194ZM257 237V236H256ZM262 237V238H263ZM29 238V237H28ZM192 238V237H191ZM211 238V239H210ZM223 237H221L220 238V240L222 239ZM242 238V239H241ZM259 238H261V237H259ZM18 239V238H17ZM219 239V238H218ZM190 240V239H189ZM213 240V239H212ZM215 240V239H214ZM214 240L212 241V242H214ZM188 241V240H187ZM243 241V242H244ZM252 241V240H251ZM250 241V242H251ZM253 241H254V239H253ZM193 242V241H192ZM191 242V243H192ZM35 243V242H34ZM148 244V245H145V244ZM190 243V244H191ZM194 243V244H195ZM248 243V242H247ZM189 244V243H188ZM216 244V243H215ZM249 244V243H248ZM254 244H255V242H254ZM187 245V244H186ZM185 245V246H186ZM211 245V244H210ZM251 245V244H250ZM193 246V245H192ZM192 246H187L186 247V250H185V247H184V254L186 255V254H188V255H190V254H193V247ZM195 246V245H194ZM212 246V245H211ZM254 246V245H253ZM253 246H251V247H253ZM258 246V245H257ZM261 246V245H260ZM259 246V247H260ZM30 247V246H29ZM84 247V246H83ZM126 247V246H125ZM203 247H204V249H205V246L203 245ZM202 247V248H203ZM209 247V246H208ZM249 247V246H248ZM250 247V248H251ZM256 247V246H255ZM28 248V247H27ZM30 248H32V247H30ZM29 248V249H30ZM206 248H207V246H206ZM250 248H248V249H250ZM258 247H256V249H257ZM264 248V247H263ZM7 249H9V248H7ZM13 249V248H12ZM20 249V248H19ZM28 249V250H29ZM33 251H32V253H30V252H25L26 254L24 255L23 253H22V249L19 251L18 250V248L17 249H14V251L13 250H11V251H13V253L12 254H9V252H8V256H6L4 259H2L1 260V264H31L32 262H33V260L36 258V256H37V254L39 253V251H40V249H42V247H41V245L39 246V247H37V246H33ZM164 249L162 250V251H164ZM169 249V248H168ZM167 249V250H168ZM254 249V248H253ZM32 250V249H31ZM122 250V249H121ZM158 250V249H157ZM160 250V249H159ZM177 250V251H178ZM200 250V249H199ZM252 250V249H251ZM263 251H264V249H262ZM24 251V250H23ZM125 251V250H124ZM124 251H123V253H124ZM162 251H160V253L162 252ZM166 251V250H165ZM172 251H175V250H172ZM176 251V252H177ZM208 251V250H207ZM253 251H255V250H253ZM259 251V250H258ZM262 251V252H263ZM79 252V251H78ZM83 252V251H82ZM212 252H214V251H212ZM216 252V251H215ZM88 253H91V254H96V255H98L99 256V254H97V246H95V247H91L90 249H88ZM122 253V252H121ZM130 253V252H129ZM160 253H158V254H160ZM171 252H169V254H170ZM205 253V252H204ZM241 253V252H240ZM242 253H244V252H242ZM241 253V254H242ZM258 253V252H257ZM264 253V252H263ZM125 254V253H124ZM172 254V253H171ZM176 255L178 254V252L177 253H175ZM197 254V253H196ZM214 254V253H213ZM236 254H237V252H236ZM247 254H248V252H247ZM135 255V256H136ZM166 255V254H165ZM174 255V254H173ZM235 255V254H234ZM246 255V254H245ZM255 255V254H254ZM264 255V254H263ZM77 256V255H76ZM97 256V257H98ZM122 256V255H121ZM184 256V255H183ZM191 256V255H190ZM189 256V257H190ZM247 256V255H246ZM103 257V255H102V253L100 254V256L97 258L98 260H100V258H102ZM113 258H115V259H117L116 258V256L114 255V256H112ZM164 257V256H163ZM168 257H170V256H168ZM175 257H177V256H175ZM239 257V256H238ZM240 257H241V255H240ZM248 257V256H247ZM251 257V256H250ZM250 257H248V258H250ZM76 259H74L73 261H77V259H78V261L76 262V264H81L80 262H83L82 260H80V258H78V257H75ZM120 258V257H119ZM165 258V257H164ZM163 258V259H164ZM194 258H196V257H194ZM232 258H235V257H232ZM254 258V257H253ZM94 259V258H93ZM123 259V258H122ZM129 259V258H128ZM158 259H159V256H158ZM170 258H168V260H169ZM184 259V258H183ZM188 259V258H187ZM192 259H193V257H192ZM197 259H198V264H207V262H209V260H208V258L205 256V255H202V254H200L199 256H197ZM213 259V258H212ZM256 259V258H255ZM95 260H96V258H95ZM102 260V259H101ZM156 260V259H155ZM178 260V259H177ZM195 260V259H194ZM228 260V259H227ZM232 260V259H231ZM243 260V259H242ZM261 260V259H260ZM73 261H71L69 264H75ZM97 261V260H96ZM104 261V260H103ZM117 261H118V259H117ZM156 261H159V260H156ZM166 261V260H165ZM171 261V260H170ZM197 261V260H196ZM210 261H212V260H210ZM109 262V261H108ZM134 262V261H133ZM164 262V261H163ZM167 262V261H166ZM178 262V261H177ZM176 262V263H177ZM185 262H186V260H185ZM187 262H188V260H187ZM186 262V263H187ZM190 262V261H189ZM215 262V261H214ZM260 262H262V261H260ZM84 263V262H83ZM159 264H160V261L158 262ZM174 263H175V261H174ZM233 263V262H232ZM231 263V264H232ZM235 263V262H234ZM243 263H245V262H243ZM247 263V262H246ZM252 263V262H251ZM257 263V262H256ZM259 263V262H258ZM257 263V264H258ZM84 264H96V263H94V261H86ZM97 264H103L102 262H98ZM105 264V263H104ZM107 264H116V262L114 261V262H112L111 261V263H107ZM125 264V263H124ZM139 264V263H138ZM161 264H162V262H161ZM165 264V263H164ZM169 264V263H168ZM177 264H180L179 262L177 263ZM214 264V263H213ZM228 264V263H227Z\"/></svg>",
  "mask_w": 264,
  "mask_h": 264
},
{
  "label": "crops",
  "instance_id": "0c3cea01",
  "mask_svg": "<svg viewBox=\"0 0 264 264\" xmlns=\"http://www.w3.org/2000/svg\"><path fill=\"white\" fill-rule=\"evenodd\" d=\"M102 248H103V246H99V247H97V250L98 251H101L102 250ZM50 250H51V252L53 251V248L51 247L50 248ZM55 252V251H54ZM54 257V256H53ZM55 257H59V259H67L68 257H69V247H68V243H67V241L66 240H63V239H61L60 241H59V248H58V251L57 252H55ZM56 259V258H55ZM56 262V261H55ZM53 263H54V261H53ZM33 264V263H32ZM38 264H45V261H41V262H39ZM67 264H69V263H67Z\"/></svg>",
  "mask_w": 264,
  "mask_h": 264
},
{
  "label": "built area",
  "instance_id": "2783aa9c",
  "mask_svg": "<svg viewBox=\"0 0 264 264\" xmlns=\"http://www.w3.org/2000/svg\"><path fill=\"white\" fill-rule=\"evenodd\" d=\"M0 235H1V232H0ZM13 238L16 240L17 236H14ZM7 250L8 249L6 248L5 244L3 242L0 243V264H1V260L4 259L6 256H8ZM111 252H113V247L109 246L104 253L109 254Z\"/></svg>",
  "mask_w": 264,
  "mask_h": 264
}]
</instances>
